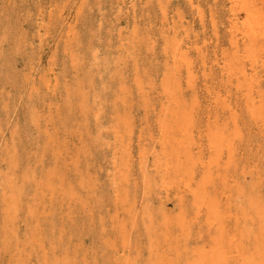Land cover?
I'll return each instance as SVG.
<instances>
[{"label":"rangeland","instance_id":"rangeland-1","mask_svg":"<svg viewBox=\"0 0 264 264\" xmlns=\"http://www.w3.org/2000/svg\"><path fill=\"white\" fill-rule=\"evenodd\" d=\"M70 2H71V4H70ZM123 3L125 5H123ZM56 4H58V6ZM91 4H93V6ZM213 4L215 5V7ZM11 5H12V7H9ZM54 5H56V6H54ZM0 6H1L0 7V13H1L0 14V20H1L0 21L1 22L0 23V113H1L0 114V153H1L0 154V160H1L0 161V209L2 210V211L0 210V219H1L0 222L2 223V226L3 225L6 226V221H7V226L9 227L8 228L6 226V228H7L6 229L3 226V229H2V226L0 224V247H1L0 248V251H1L0 252V260H1L0 264H2V263H4V264H12V263L13 264H40V263L41 264H65V263L66 264H73V263L74 264H82V263H84L83 260H85V262H86L85 264H92V263L93 264L94 263L99 264L100 261L102 264H111V263L112 264H117V263L118 264H140L143 261H146L145 264H158L160 262L159 260L160 259L163 260L164 258L166 260L164 259L163 261H165L166 264H171V262L173 264H180V263L185 264L184 261L187 260L188 257L191 260L193 254H194L193 258L189 264H195V263L196 264L197 263L198 264L199 263H201V264H216L215 263L216 261H218V262L220 261L219 264H242V263L243 264H249V262L251 264H258L259 262H260L259 264H262V263L264 264V245H263L264 240H262V239H264V237H263V235H264V230H263L264 229V220H262V219H264V214H263L264 213V206H263L264 205V176H262L264 174V163H263L264 162V121H263L264 108L262 107V104H261L264 101L263 100L264 99V68H263V66H264V62H263L264 61V44H263L264 43V36H263L264 35V32H263L264 31V16H263V14H264V0H244V1L243 0H76V1L75 0H69V1L68 0H1ZM11 8H12V10H11ZM1 11L3 12V14ZM11 11H12V13H11ZM231 11H234V12H231ZM254 11H255V13H254ZM128 12H129V14H128ZM28 13L29 14L31 13V14L29 15ZM55 14H56V16H54ZM63 14H64V16H63ZM7 16H8V18H7ZM147 16H148V18H147ZM151 16H152V18H151ZM156 16H157V18H156ZM259 18H261V19H259ZM9 19H10V21H9ZM26 19L28 20V22H26L27 21ZM55 19H57V20H55ZM2 20H3V22H2ZM51 20H53V21H51ZM146 20H148V21H146ZM44 22L47 23L48 25L45 24ZM150 24H151V26H150ZM152 24H153V26H152ZM98 25H100L101 27H99ZM156 26H157V28H159L158 30H157ZM169 27L171 30L169 29ZM149 35H150V38H149ZM161 35H162V37H160ZM258 35L259 36L261 35V36L259 37ZM90 37H92V38H90ZM98 37H99V39H98ZM142 38H143V40H142ZM145 39H147V41ZM128 40H129V42H128ZM83 43H84V45H83ZM221 43H222V45H221ZM25 45H27V46H25ZM143 46H144V49L142 51ZM24 47H26V48H24ZM111 47H112V49H111ZM11 48H12V50H11ZM83 48H84V50H83ZM132 48H134V49H132ZM149 49H150V51H148ZM240 49H242V50H240ZM8 50L9 51L11 50V51L9 52ZM153 50H154V52H152ZM146 51H148V53H146ZM244 51L247 53L249 52V53L246 54ZM255 51H257V52H255ZM240 52H242V53H240ZM145 53L147 56L145 55ZM154 53L156 56L154 55ZM259 53H260V55H259ZM142 56H143V58H142ZM243 56H245V57H243ZM145 57L148 59H146ZM152 58H153V60H152ZM11 60H12V63H11ZM119 61H121V62H119ZM126 61L128 63L129 62L130 63L128 64V63H126ZM145 61H147V63ZM261 61L263 64L261 63ZM142 62H143V64H142ZM243 62H245V63H243ZM148 63L151 65H149ZM249 63L253 64L252 65L253 68H252L251 64H249ZM122 64L126 65L125 67L127 69L124 66H122ZM48 65H49V67H48ZM77 65H78V67H77ZM145 65H146V67H145ZM83 67L85 70L83 69ZM142 67H145L147 69L149 68L148 69L149 72L147 71V69L142 68ZM124 68H125V70H124ZM138 68H140V69H138ZM249 68H251V69H249ZM82 69L84 70V72ZM129 69H131V70H129ZM141 69H142V71H141ZM114 70H115V73H114ZM130 71L131 72L133 71V72L131 73ZM136 71H137V74H135ZM139 72L141 74L142 73L146 74L145 77L143 74L142 75L139 74ZM113 73L116 74V76H114ZM58 74L60 77L58 76ZM72 74H73V76H71ZM110 74L112 75V78H110L111 77ZM215 74H217V75H215ZM121 75L123 76V78H120V77H122ZM131 75H133V76H131ZM155 75H156V78H154ZM127 76H129L130 78ZM135 76H137V77H135ZM201 76H202V78H201ZM66 77L67 78L69 77L70 79L68 78L69 79L68 80ZM75 77L77 78V80ZM132 77L135 78L136 80L133 81ZM57 78L59 79V81H56V80H58ZM84 78H86V79H84ZM191 78H193V79H191ZM194 78L195 79L197 78V79L195 80ZM211 78H212V81L210 80ZM232 78L235 80H233ZM261 78H262V80H261ZM146 79H147V81H146ZM72 80H74V81H72ZM162 80H163V82H162ZM203 80H204V82H203ZM79 81H80V83H79ZM94 81H95V83H94ZM131 81H132V83L133 82L134 83L132 84ZM205 81H206V83H205ZM250 81H252V82H250ZM86 82H88V84ZM225 82H226V84H224ZM231 82H233V83H231ZM89 83H90V85H89ZM144 83H145V86H144ZM219 83H220V86H218ZM124 84H125L127 90L124 89L125 88ZM127 84H128V86H127ZM151 84H152V86H151ZM195 85L196 86L198 85V86L196 87ZM216 85H217V87H216ZM228 85L231 87H229ZM43 86H45V87H43ZM74 86H75V88H73ZM233 86H235L236 89L235 88L233 89ZM137 87H139V88H137ZM206 87H208V89ZM41 88H42V90H41ZM107 88L108 89L113 88V89H109V91H108ZM114 88H115V91H114ZM256 88H258V90ZM261 88H262V90H261ZM45 89H48V90H45ZM144 89L146 90V92H144L145 91ZM80 90H82V91H80ZM83 90H85V91H83ZM105 90H107L108 95L106 94ZM116 90H119L120 92L116 91ZM124 90H125V92H124ZM142 90H144V91H142ZM166 90H168V91H166ZM201 90H202V92H201ZM241 90H243V91L241 92ZM256 90H257V93H256ZM113 91L115 93H113ZM207 91H208V96L206 94ZM83 92H85V93H83ZM126 92L128 94H125ZM132 92H134L133 93L134 95L132 94ZM137 92H138V94H137ZM144 93H146V94H144ZM158 93L160 94V97L158 96L159 95ZM193 93L196 95H194ZM39 94H40V96H39ZM49 94H50V96H49ZM88 94H89V96H88ZM110 94H111V96H109ZM129 94H130V96H129ZM142 94L144 95L145 101H144ZM209 94H210V96H209ZM232 94H234V95H232ZM125 95H126V97L128 96L127 97L128 100L125 99ZM46 96L50 97V99L47 98ZM145 96L146 97L149 96L152 99L148 97V100H147ZM192 96H194V97H192ZM243 96L245 99L243 98ZM260 96H261V98H260ZM38 97H40V98H38ZM45 97H46V99H44ZM58 97H60V99ZM82 97L85 100L87 99V101L84 100V102H83ZM196 97L199 99H197ZM226 97H228L229 99H227ZM56 98H57V100H56ZM88 98H89L90 102L88 101ZM113 98H115L116 101L118 100L121 107L116 106L119 104H118V102H117V104H115L116 102H115V99H113ZM129 98L132 99V102H131V99L129 100ZM142 98H143V100H142ZM157 98H159V99H157ZM195 98L197 101L195 100ZM238 98H239L238 102H234V100L237 101ZM69 99H71V100H69ZM121 99H122V101H121ZM162 99L164 102L162 101ZM242 99H244L245 102H243ZM109 100L111 102H109ZM140 100L143 102H141ZM152 100H154V101H152ZM105 101H107V103H108L107 106H105L107 104ZM127 101L130 104H132L133 101H135L133 103L134 106L128 104ZM138 101H140V102L137 103ZM260 101H261V103H259ZM50 102H52V103H50ZM86 102H89L88 105L90 104V107H92V108L85 110L84 109L85 106H86L85 108H87V107L89 108V106L87 105ZM144 102H146V103L150 102V103L149 104L145 103L146 104L145 105ZM152 102H154V104L155 103L156 104L153 105ZM160 102H162V103H160ZM27 103L29 104L28 107H27V105H28ZM71 103H73V105L75 104V106L73 107L71 105ZM111 103H112V106H111ZM126 103L130 106L131 109L129 108V106L126 105ZM142 103H143V105H140ZM45 104H46V106H45ZM241 104H242V106H241ZM244 104L245 105L247 104V105L245 106ZM42 105H43V107H42ZM63 105H65V106L63 107ZM147 105H148V107L146 108ZM263 105H264V102H263ZM132 106H133V108H132ZM216 106H217V109H216ZM99 107H100V109H99ZM107 107H108V110H107ZM237 107L240 109H238ZM81 108H83V110ZM114 108H115V110H114ZM118 108L123 109V111L120 110L121 116L119 115V117H118V113L120 114V112H119ZM153 108H154V110H153ZM158 108H159V110H158ZM249 108H250V110H249ZM29 109L33 113L30 112ZM67 109L70 111H68ZM258 109H259V112H258ZM261 109L263 112L261 111ZM104 110H106V111H104ZM124 110H126V112H124ZM156 110H157V112H156ZM217 110L219 113L217 112ZM27 111H28V113H26ZM50 111H51V113H50ZM83 111L84 112L87 111L86 114L88 115L90 113L91 115L89 114V116H87L86 114H83L84 113ZM64 112H66V113H64ZM103 112H104V114H103ZM112 112L114 114V117H113ZM122 112L128 118L124 117L123 116L124 114L122 115ZM242 112H244V113H242ZM17 113H18L19 117L17 116ZM126 113H127V115H126ZM156 113H158V115ZM43 114H45V116ZM49 115H50V117H49ZM129 115H131V117H132V118L130 117L131 119L129 118ZM133 115H134V117H133ZM146 115H148V116H146ZM223 115H226V116H223ZM29 116H30V119H29ZM248 116H249V118H248ZM252 116H254V117H252ZM48 117H49V119H48ZM111 117H112V119H111ZM258 117L260 119H258ZM16 118H17V120H16ZM88 118H90L91 120ZM37 119H38V121H37ZM119 119L120 120L123 119V120L119 121ZM216 119L218 121V124H217ZM13 120L19 122V124L17 122H14ZM59 120L62 122H58ZM85 120L88 121L87 124L85 123ZM112 120H114V121H112ZM251 120H253L254 122ZM1 121H3V122H1ZM22 121L24 123H22ZM42 121H45V122H42ZM54 121L58 122V124H56V122H54ZM82 121H84L83 124H82ZM133 121H134V124L131 123ZM210 121H212V123ZM52 122H54V123H52ZM147 122H149V123H147ZM222 122H224V124L227 123V127H225L226 124L223 125ZM11 123L12 124L15 123V124L12 125ZM88 123H89V125H88ZM240 123H242V124H240ZM245 123H246V126L248 124L249 125L246 127ZM254 123H256V124H254ZM261 123H262V126H261ZM23 124H24V126H23ZM108 124H110V125H108ZM18 125H19V127H18ZM29 125L32 127V129ZM86 125H87V127H86ZM103 125L105 126V128ZM241 125L243 126L242 128L240 127ZM255 125H257V126H255ZM51 126L54 129L50 128ZM73 126H74V128H73ZM108 126H110V127H108ZM125 126L126 127L128 126L127 127L128 129H125L126 128ZM23 127H24V130H23ZM34 127L37 128V130H35ZM76 127H77L78 131H77ZM122 127H125V128L123 129ZM129 127H131V128H129ZM230 127L231 128L233 127L232 130ZM255 127L256 128L258 127L257 132H256ZM11 128H13V129H11ZM47 128L50 130H48ZM58 128H60V129L57 130ZM69 128H71V129L69 130ZM80 128H82L84 130V133L82 132L83 130ZM87 128L89 131L87 130ZM109 128H111V129H109ZM239 128H240V130H239ZM42 129H45L44 130L45 132ZM130 129L133 132H131ZM138 129H139V131H138ZM148 129L150 131H148ZM249 129L252 132L249 131ZM14 130L17 133L14 132ZM71 130H73V131H71ZM86 130H87L88 134H87ZM153 130H155V131H153ZM111 131H113V132H111ZM152 131H153V133H152ZM229 131H231V132H229ZM236 131L239 132L238 133L239 135L236 133ZM246 131L248 133H246ZM4 132H5V134H3ZM41 132H42V135H41ZM90 132H93V133H90ZM128 132H130V133H128ZM141 132H143V133H141ZM144 132L145 133L147 132V134H144ZM23 133H24V135H23ZM32 133H33V135H32ZM77 133L79 134V136ZM191 133H192V135H191ZM2 134L4 136H2ZM12 134H13V136H12ZM17 134H18V136H17ZM46 134L49 136H45ZM71 134H73V136ZM246 134H248V135L250 134V135L247 136ZM59 135H61V136L59 137ZM84 135H85V137H84ZM178 135L183 136V138L179 137ZM34 136H37V137H34ZM68 136L69 137L71 136V137L69 138ZM75 136L78 138H76ZM80 136H83V137H80ZM89 136L91 138H89ZM253 136H254L255 140H253L254 139ZM21 137L24 139H22ZM27 137H28V139H27ZM46 137L49 139H47ZM63 137L65 139H63ZM95 137H97V138H95ZM103 137H105V138H103ZM114 137L117 139H115ZM221 137L222 138L224 137V138L221 139ZM12 138L14 139V141L12 140ZM79 138H80V140H79ZM107 138H109V139H107ZM127 138H129V140L131 139L132 141L131 140L129 141ZM143 138H146L147 140L143 139ZM185 138L186 139L188 138V140H186ZM230 138H231V140H230ZM247 138H249V140ZM250 138H252V139L250 140ZM15 139H17L16 140L17 142L15 141ZM31 139H32V141H31ZM92 139H93V142L91 141ZM210 139H212V140H210ZM239 139H240V141H239ZM256 139H258L259 141ZM260 139H263V140H260ZM84 140H85V142H84ZM6 141H8V142L6 143ZM34 141L35 142L38 141L37 144ZM62 141L66 142V144L68 143L67 145L70 146L71 150ZM232 141H233L232 147H234V145H235L234 148H231ZM256 141H257V143H256ZM21 142L23 145L21 144ZM59 142L61 144H59ZM196 142L198 143L197 145H196ZM260 142L263 144H261ZM46 143H48V145ZM53 143H55L57 146ZM73 143L75 146H72ZM78 143L80 146L81 145L83 146L84 144H85V146H83V147L81 146V148H80V146L77 145ZM143 143L146 146L149 145L148 149L149 148L150 149L147 150L146 146L142 145ZM173 143L175 145H173ZM194 143H195V146L193 145ZM228 143H230V145H228ZM51 144H53V147ZM132 144H135V145H132ZM191 144H192V146H191ZM8 145H9V147H8ZM128 145H130V146H128ZM169 145L171 147H169ZM172 145L174 148L172 147ZM220 145H221V148H220ZM20 146H21V148H20ZM40 146H41V148L39 149ZM50 146L52 147V149L50 148ZM181 146H183L184 148ZM10 147H12V148H10ZM34 147H36V148L34 150H32ZM61 147H63V148L61 149ZM85 147H86V150L84 149ZM94 147H95V149H94ZM129 147H131V148H129ZM167 147L169 149L171 148L170 151H168V152H166V151L169 149L165 150ZM225 147H226V149H223V150H227L228 152H226V153H225V151L221 150L222 148H225ZM1 148L3 149V151ZM42 148H43V151H42ZM53 148H55L56 150ZM176 148H178V149L180 148L181 150L179 149V152H181L183 154L177 152L178 149H176ZM192 148H193V150H192ZM218 148L220 149L219 151L222 153L216 151V149H218ZM238 148H240V149H238ZM16 149H18V150H16ZM57 149H59V150H57ZM63 149H64V151H63ZM128 149L131 151L130 153H128L129 152ZM201 149H203V150H201ZM252 149H253V151H252ZM11 150L14 153L17 152L16 154H18L19 156L16 154H13V152ZM73 150H75V151L70 153ZM87 150H89L90 153ZM194 150L197 151L196 152L197 154H198V152L202 151L198 155L201 158L196 156L197 154L195 153ZM5 151H7V152H5ZM18 151H22V153H24V154L20 155L19 153H21V152H18ZM29 151H31V152L29 153ZM38 151H40V152L38 153ZM48 151H49V153H47ZM54 151H55V153H54ZM85 151H86V153H85ZM210 151L213 153L215 152V153L212 154ZM259 151H260V153H259ZM62 152L64 153L63 158H61V155H58V154H62ZM76 152L81 153V154L78 155ZM91 152L94 154H92ZM118 152L119 153L121 152L120 155ZM208 152H210V153H208ZM253 152H254V154H253ZM34 153H35V156L33 157ZM40 153L42 154V156ZM127 153H128V155H127ZM140 153H142V156ZM159 153H160V155H159ZM168 153L169 154H171V153L175 154V156L174 155L172 156V154H171L170 155L171 158H170V156H168L169 155ZM187 153H190V154H187ZM237 153H238V155H237ZM11 154H13V155H11ZM55 154L57 156H55ZM129 154H131V155H129ZM178 154L180 155V157H182L181 159H180ZM207 154L209 157H207ZM215 154H216V156H214ZM248 154H250V156ZM14 155L17 156L19 159L16 158ZM36 155H38L37 156L38 158L36 157ZM43 155L44 156L46 155V156L44 157ZM51 155L54 156V158ZM75 155H77L79 157H77ZM85 155L88 156L87 157L88 159L90 157L91 158L94 157V158L92 160L90 158L89 159L90 163H89V161L87 160ZM217 155H220V158H218L219 156L217 157ZM228 155L229 156L231 155V156L229 157ZM246 155H248V156L246 157ZM129 156H130V158H128ZM191 156H193V158L196 157L195 158L196 160L195 159L193 160ZM212 156H214L215 159ZM223 156H224V159L222 160ZM225 156L227 159H225ZM73 157L77 158L75 160L76 164L74 163ZM183 157H186V158H183ZM203 157L205 158V160H203L204 159ZM13 158H14V160H12ZM41 158L43 160H41ZM59 158L62 160H59ZM64 158H65L66 162L63 161ZM122 158H124V159H122ZM239 158H240V160H237ZM245 158H248V159L246 160ZM16 159L18 161H15ZM31 159L37 165L34 164V162L31 161ZM34 159H36V160H34ZM80 159H83V160H80ZM128 159H130V161L132 160V162H130ZM187 159H190V160H187ZM253 159L256 160V163ZM27 160H30V162L29 161L27 162ZM52 160H54V161H52ZM125 160L126 161L128 160L130 162V164L128 161H127V163L132 167H129V165L125 163L126 162ZM206 160L211 163L210 164L208 162L210 164V166L206 162ZM210 160H213V161H210ZM252 160L254 161L253 163H252ZM38 161H39V164H38ZM92 161H94V163ZM95 161H99V162H95ZM184 161L186 162V164L188 162L187 166L188 165H191V166H189V168L185 169L184 167H186V164ZM194 161H197V162H194ZM21 162L23 164H25L26 167H25V165L21 164ZM168 162H170L171 165L168 164ZM189 162H192V163L190 164ZM242 162L243 163L245 162L246 166L248 164V167L251 166L252 164L255 167L254 168L252 166H251L252 168H248L246 166L243 167L244 164ZM248 162H250V163H248ZM17 163H18V165H17ZM41 163H43V164H41ZM122 163H124V164H122ZM131 163H132V165H131ZM48 164L50 167H48L47 171H46V167L48 166ZM180 164L181 165L184 164V167L181 166ZM204 164L205 165L208 164V165L205 166ZM215 164H217L218 166ZM220 164H221V167H220ZM40 165L41 166L43 165L42 167H44L45 169L40 167ZM55 165H56L57 169H56ZM64 165L67 167H65ZM172 165L174 167H175V165H177V169H176V167L174 168ZM70 166H71V168H70ZM139 166H141V167H139ZM152 166L153 167L155 166L154 169ZM165 166H167V167H165ZM240 166H241V169H240ZM9 167H10L11 173L9 171ZM24 167L27 170H25ZM60 167H63L64 170H66V171L64 172L63 168H60ZM79 167H80V169H79ZM157 167H159V168H157ZM199 167H201V168H199ZM41 168H42V170H41ZM52 168L53 169L55 168L56 170L55 169L53 170ZM58 168L60 171L58 170ZM69 168H70V170H69ZM74 168H76L78 170L75 169L76 170L75 171ZM162 168H163V170H162ZM168 168H171L170 169L171 171ZM173 168L176 171L179 169V171H177L175 173L176 175L173 173V172H175V170ZM204 168L205 169L207 168L206 171ZM247 168L249 170H247ZM119 169L120 170L123 169L124 170L123 172H125V174L123 173L124 175H122V172L119 171ZM191 169H193L194 171ZM43 170L46 171L48 174L45 172L46 174L43 175L44 174ZM87 170H89V175L87 174L88 173ZM117 170H118V173H117ZM125 170H127V172ZM243 170H245L246 176L244 175ZM16 171L19 173H17ZM21 171H22V173H21ZM24 171H25V173H24ZM51 171H53V172H51ZM57 171H58V175H56ZM160 171H162V172H160ZM164 171H165V173H164ZM40 172H41V174H40ZM90 172H91V174H90ZM93 172H94V175L96 176L95 178H94ZM139 172L141 173V177H140ZM151 172H153V173L155 172V173L153 174ZM168 172L170 173L171 176H175V177L177 176L179 178V181H178L177 177L176 178L171 177ZM188 172L190 174H187ZM206 172H208L210 174H207ZM49 173L51 176L54 177V175H55L58 178V179L56 177L50 178V180L54 179L55 182L52 181L54 184H52V182H50L48 180L49 177H51V176H49ZM51 173H53L54 175ZM115 173H117V176ZM126 173L127 174L129 173V174L127 175ZM132 173L133 174L135 173V174L132 175ZM178 173L181 177L178 176ZM216 173H218V174H216ZM250 173H252V174H250ZM13 174H15V175L13 176ZM81 174H82V176H80ZM164 174H166V175L163 176ZM181 174H184L183 177L186 176V174H187L186 178L184 177L185 180H184V178H182ZM242 174L244 175V177L242 176ZM59 175H61V177ZM66 175H68V177ZM120 175H122V176H120ZM142 175H143V178H142ZM152 175H153V177H152ZM154 175H156V176L154 177ZM197 175H199V176L203 175V176L199 178V176H197ZM229 175H231V177H229ZM21 176L22 177L24 176L25 178L24 177L22 178ZM38 176L41 178L40 182L38 181L39 179H37ZM70 176H71V178H70ZM85 176L88 179H86ZM114 176H116V177H114ZM118 176L120 177V179ZM124 176H125V179L129 180V181H126V180L124 181L123 180ZM126 176L128 178H126ZM169 176L171 179H169V178L166 179ZM16 177H18V178H16ZM42 177L44 180L47 177H48V179H46L44 181L42 179ZM91 177H93L94 179L93 178L91 179ZM234 177H235V179H234ZM8 178H10V179H8ZM81 178H82V180H80ZM132 178H134L135 180L134 179L132 180ZM147 178L149 181L147 180ZM153 178H154L155 182L153 181ZM163 178H164V180H163ZM181 178L183 181H181ZM215 178H217V179H215ZM21 179H22V181H21ZM34 179L36 182L34 181ZM55 179H57L58 182ZM62 179H63L64 183L62 182ZM64 179H65V181H64ZM158 179H160L159 182L157 181ZM174 179H176L177 181L173 182L172 180H174ZM198 179L200 180V183H202V180L204 182L202 184H199ZM260 179H261V181H260ZM89 180H91V181H89ZM138 180H141V181H138ZM146 180H147L148 184H147ZM230 180L231 181L233 180V181L230 182ZM16 181H18V183ZM42 181H44V182L41 183ZM253 181H254V183H253ZM48 182H50V183H48ZM70 182H72V183H70ZM90 182H93V185H91L92 183H90ZM196 182H197V187L199 186L198 189H196L197 188ZM16 183H17V185H16ZM19 183L21 184V186H19L20 185ZM44 183H46V184H44ZM88 183H89L90 187H89ZM157 183H158V185H157ZM164 183H165V186H164ZM179 183H181V184H179ZM182 183H184V184H182ZM207 183H209V184H207ZM232 183H234V184H232ZM63 184H65V186ZM72 184H73V187H71ZM121 184L124 187H122ZM190 184H192V185H190ZM203 184H206V185H203ZM227 184H228V186H227ZM59 185H61V186L59 187ZM66 185L67 186L71 185L70 186L71 188L68 186L70 188L71 192L74 191L75 189H77L76 190L77 192L74 191L72 193L71 192L69 193V190H68L69 188L68 189L63 188V187H67ZM135 185H137V186H135ZM13 186H15V187H13ZM25 186H26V188H25ZM52 186L54 188H52ZM150 186H151V189H150ZM152 186H154V188ZM259 186H261V187H259ZM12 187H13V189H12ZM185 187H187V189ZM191 187H192V189H191ZM203 187H204V189H203ZM226 187H228V188H226ZM18 188H19V191L17 192ZM124 188L129 189V190H127L128 191L127 194L129 195V197L127 196V194L124 193V192H126L125 191L126 189L124 190ZM161 188H163V189H161ZM175 188H176V190H175ZM199 188H200V190H199ZM241 188H242V190H241ZM86 189L88 191H86ZM13 190L16 192L13 193ZM63 190H65V191H63ZM122 190H124V191H122ZM193 190H196V191L198 190L197 191L198 194H196L197 192L196 193L190 192ZM7 191H9V193ZM56 191H57V193H56ZM149 191H151V192H149ZM51 192H52V194H51ZM121 192H123V193H121ZM131 192H132V196H130ZM120 193L122 194V196L126 195L127 200L125 197H122L123 199L125 198L124 201H121V200H123L122 198L120 200H118L119 196H121ZM173 193L175 195L174 197H173ZM176 193H177V195H176ZM68 194L71 196H67ZM167 194L169 195V197ZM228 194H231V195H228ZM254 194H255V197H253ZM98 195H100V196L98 197ZM133 195H135V196H133ZM55 196H56V198H55ZM147 196H148V198H146ZM154 196H155V198H154ZM160 196L162 197V199ZM178 196H179V198H178L179 200L177 199ZM192 196H193V198H191ZM42 197H44V198H42ZM49 197H51V199ZM164 197H167V198H164ZM194 197H195V199H194ZM69 198L71 200H69L67 202V200ZM100 198H101V201H100ZM198 198L199 199L201 198V201ZM247 198H248V200H247ZM35 199H36V201H35ZM65 199H66V201H65ZM98 199H99V201H97ZM160 199H161L162 203L160 202ZM175 199H176V201H175ZM180 199H182V200H180ZM192 199L196 203H193ZM196 199H197V201H195ZM259 199L261 200V204H260ZM42 200L44 201V203L42 202ZM134 200L137 202H135ZM163 200H164V202H163ZM198 200L200 201V203ZM249 200H252V201H250L251 203L249 202ZM17 201H18V203H17ZM38 201H39V203H38ZM127 201H128V203L131 202L132 205L130 203L128 206ZM155 201H158V202H155ZM178 201H180V202H178ZM202 201H204L203 202L204 204L201 203ZM217 201L219 204L217 203ZM49 202H51V203H49ZM96 202H98V203H96ZM197 202L199 203V206H200V204H202L201 207H198ZM207 202L209 203V205ZM234 202H236V203H234ZM247 202H248V204H247ZM65 203H67V204L65 205ZM215 203L218 204L219 206L216 205ZM35 204H38V205L34 206ZM44 204H45V206H44ZM177 204H178V206H177ZM182 204L187 205V207H185V206L182 207L183 206ZM251 204H253L254 206H252ZM49 205H50V208H49ZM55 205H56V207H55ZM90 205H91V207H89ZM154 205H156V206H154ZM131 206L133 208H131ZM174 206H175V208H174ZM239 206H240V208H239ZM242 206L244 209L246 206L247 207L244 210V209H242ZM255 206H257V207H255ZM258 206H261V207H258ZM60 207H61V209H60ZM68 207H70L69 210H67ZM78 207H80V209ZM53 208H55V209L53 210ZM197 208H199V209H197ZM209 208L210 209L212 208L213 210L211 209V211H210ZM39 209H41V212ZM126 209H129V210H126ZM133 209H136V210L133 211ZM166 209H167V212L165 211ZM168 209H170V210H168ZM214 209L215 210L218 209V210L214 211ZM65 210L67 211L68 214H64V213H66V212H64ZM70 210H72V211H70ZM44 211H46V212H44ZM47 211H49V213ZM91 211L93 212V214H95L94 216H96V217L93 218V216H92L93 214ZM110 211L113 212V214ZM129 211H131L132 213ZM153 211H156V212L153 213ZM194 211L197 212L196 217L194 215L195 214ZM199 211H201V213H199ZM241 211H242V213H245V215L244 214L242 215ZM4 212H5V214H4ZM39 212H40V214H39ZM118 212H119V214H118ZM175 212H176L177 216L179 215L178 217L176 216ZM209 212H210V215H209ZM234 212L236 215L234 214ZM61 213L63 216L61 215ZM146 213H148V214H146ZM162 213H164V214H162ZM20 214H22V215H20ZM50 214H52V216ZM206 214H208V215H206ZM211 214H212V217H211ZM261 214H262V217H261ZM119 215L122 216V218ZM141 215H142V217H141ZM219 215H220V217H218ZM250 215H251V217H250ZM9 216L11 217V219ZM46 216H47V218H46ZM97 216H98V218H97ZM108 216H110V218ZM131 216H132V218H131ZM151 216L153 217V220L157 219L158 221L157 220H155V221L151 220L152 219ZM207 216H210V217L207 218ZM112 217H113V219H112ZM171 217H172V219H170ZM217 217H218V219H217ZM236 217H238V218H236ZM259 217H261V218H259ZM23 218H26V219H23ZM116 218H118V219L116 220ZM145 218H146V220H145ZM149 218H151V219L149 220ZM166 218L170 219V221L166 220V222H163ZM180 218H182L184 220V222L182 219H181L182 221H180ZM191 218H193V219H191ZM196 218H198V219H196ZM234 218H236V219H234ZM244 218H246L247 221H244L243 220ZM247 218H249V220ZM27 219H28V221H27ZM32 219L33 220L35 219V222ZM135 219H136V221H135ZM160 219L163 221H161ZM206 220L208 223L206 222ZM224 220H225V222H224ZM251 220H255V221H251ZM256 220H257V222H256ZM11 221H12V225L10 223ZM23 221H24V223H23ZM119 221H121L123 223H121ZM198 221L201 225V226H198V227H200L199 229L197 227V225H199ZM217 221L219 222V224ZM61 222H63V224ZM98 222H99V225H98ZM141 222H142L143 226H142ZM167 222H168L169 228H168V226H166ZM220 222H222L224 225ZM17 223H18L19 227H18ZM89 223L91 225H88ZM105 223H107V224H105ZM116 223L118 225H116ZM241 223L243 224V226ZM32 224H33V226H32ZM37 224L39 225V227L40 226L41 227L39 228ZM109 224H110V226L111 225L112 226L110 227ZM151 224H153V225L151 226ZM159 224H162V225L160 226ZM207 224H209V225H207ZM213 224H215V225H213ZM60 225L61 226L63 225L64 230L62 229V227ZM96 225H97V227H96ZM107 225H108V227H107ZM156 225H158V228L156 227ZM220 225H222V226H220ZM28 226H30V227H28ZM145 226H147V227H145ZM207 226H208V228H207ZM258 226H259V229H258ZM32 227H33V229H32ZM53 227H55L56 229ZM128 227H129V229H128ZM149 227L150 228L152 227V229H154V227H155V229H157V230L154 229V231H153ZM38 228H39V230H38ZM52 228H53V230H52ZM143 228H144V230H143ZM5 229H6V231H5ZM30 229H32V230L30 231ZM43 229L45 232L43 231ZM114 229H115V231H118V232H115ZM123 229L126 231H124ZM127 229H128V231H127ZM163 229L165 232L166 231L167 232L164 233ZM240 230H242V231H240ZM244 230L249 231L248 232L249 234H246ZM21 231H23V232H21ZM39 231H42V232L39 233ZM60 231L63 232V234ZM88 231H90V232H88ZM119 231H121V232H119ZM219 231H221V232H219ZM255 231H257V232H255ZM16 232H18V233H16ZM33 232H35V233H33ZM126 232H129L128 233L129 235L126 234ZM141 232H143V233H141ZM155 232H157V233H155ZM187 232H189L190 234L188 235ZM199 232H202V234ZM212 232H214L213 233L214 235L212 234ZM66 233H67V235H66ZM104 233H106V234H104ZM151 233H153V234H151ZM154 233L156 234L155 238L153 236ZM160 233L164 237L159 236V235H161ZM198 233H199V236H198ZM253 233L254 234L256 233L255 237H253V235H254ZM260 233H261V235H259ZM124 234H126V236ZM135 234H136V236H135ZM145 234H146V236H144ZM167 234H169V235H167ZM179 234H180V236H179ZM207 234H209V235H207ZM210 234L213 236V238L210 236ZM220 234H221V236H220ZM65 235L68 236V238ZM73 235H75V236L73 237ZM40 236H42V237H40ZM122 236L125 237V239ZM128 236L131 239H129ZM150 236H152V237H150ZM256 236H259L258 237L259 240H257ZM96 237H98L97 238L98 240L96 239ZM102 237H103V239H102ZM107 237H108V239H107ZM112 237H113V239H111L112 241L109 242L110 238H112ZM159 237L162 240L159 239ZM218 237H219V239H218ZM59 238L61 239V242H60ZM79 238H81L82 243L80 242ZM143 238L145 240H143ZM148 238H150V239H148ZM82 239H83V241H82ZM105 239H107V240H105ZM120 239H122V241L124 239L123 243H122V241H120ZM151 239L153 241L152 243H151ZM157 239H159L161 242H159V240H157ZM260 239L262 240V244H261ZM116 240H117L118 244H117ZM141 240H143V241H141ZM147 240L149 241V243ZM163 240L165 242H162ZM183 240H184V242H183ZM71 241L75 242V244L78 241L79 242L76 244L77 245L76 246ZM103 241H104V243H103ZM106 241L111 243L110 245L112 247ZM194 241H195V243H196V241H198L201 244L204 242L205 243L204 245H206L205 248L202 247L203 246V244H202L201 245L202 248L200 249V243L197 242L198 243L197 245H199V249H200L199 250L197 248V245L194 243ZM212 241H217L214 243L218 244V242H219L220 244H218L217 246L214 247V245H213L214 243ZM119 242H121L122 244ZM126 242H127V245H126ZM129 242H130V248L131 249H129ZM154 242H159V243L154 244ZM240 242H243L242 245ZM257 243H259V244H257ZM260 244H261L262 248H261ZM65 245H68V246H65ZM73 245H74V251L72 249ZM99 245L101 247H99ZM121 245H123L122 248H121ZM155 245H156V247H155ZM183 245H185V246H183ZM88 246L91 248H89ZM102 246H104L103 247L104 252H102L103 251V249H101ZM151 246H152V249H151ZM162 246H164V248H162ZM168 246H169V248H168ZM188 246H189V248H188ZM193 246L195 248L192 250L196 251L197 253L194 251H190V249L193 248ZM253 246L256 249L259 248L260 250L259 249H258L259 251L256 250ZM95 247H97V248H95ZM116 247H118V249ZM137 247H138V249H137ZM46 248H48V249L46 250ZM86 248L89 252L86 250ZM148 248L150 251L148 250ZM160 248L162 250V255H164V256L159 255L161 253ZM196 248H197V250H195ZM211 248H212L213 253L211 251H209ZM218 248H221V249L218 250ZM22 249L24 251H22ZM76 249L78 250V252ZM164 249H166L165 250L166 253L164 252ZM185 249H187V250H185ZM132 250H133V252H132ZM71 251L76 252V253H73ZM136 251L139 253L137 254ZM158 251H159V254H158ZM200 251L201 252L203 251V253H201L200 256H198ZM260 251H262V252H260ZM19 252H21V253H19ZM25 252H27V253H25ZM145 252H146V254L150 252V255L149 254L146 255ZM175 252L178 253V254L176 253L178 256L175 254ZM182 252H185V253H182ZM187 252L189 254H186ZM246 252H248V253L250 252V253L248 254ZM257 252H259V254ZM85 253H87V254H85ZM152 253H154V254H152ZM218 253L219 254L221 253V255H218ZM251 253L254 255H252ZM73 254H75L74 255L75 257L72 256ZM132 254L134 255L133 258H132ZM136 254H137V256H136ZM170 254L171 255L173 254L176 257H174L173 255L170 256ZM195 254H197V256ZM202 254L205 256L203 257ZM214 254L216 256L215 257L216 259L213 258ZM61 255H62V257H61ZM83 255L85 257H83ZM95 255H97V256L99 255V256L97 257ZM138 255H139V257H138ZM151 255H154V256H151ZM155 255L157 257L158 256H160V257L156 258ZM248 255L253 257V258L249 257ZM29 256H30V258H29ZM90 256H91V258H90ZM130 256H131L133 262L131 261ZM161 256L163 257V259L161 258ZM219 256H221V257H219ZM68 257H71V259L70 258L68 259ZM81 257L83 258V260ZM123 257H124V259H123ZM166 257H169V258H166ZM172 257H173V259H172ZM199 257H201V258H199ZM247 257H249V258L247 259ZM259 257H261V259ZM33 258H36V259H33ZM119 258H121V260ZM134 258H137V259H135L136 263L133 260ZM174 258H175V262H173ZM220 258H221V260H220ZM245 258H246V260H245ZM87 259H88V263L86 261ZM90 259H92L91 262H90ZM193 259H194V261H193ZM200 259H201V261H202V259H204V261L200 262ZM214 259H215V261H214ZM63 260L65 261L64 263H63ZM66 260H68V261H66ZM167 260H168V263L166 262ZM170 260H172V261L170 262ZM117 261H119L120 263ZM187 261H189V259ZM192 261H193V263H192ZM76 262H78V263H76ZM161 263H159V264H161ZM165 263L163 262V264H165ZM142 264H144V262Z\"/></svg>","mask_w":264,"mask_h":264},{"label":"bare ground","instance_id":"bare-ground-1","mask_svg":"<svg viewBox=\"0 0 264 264\" xmlns=\"http://www.w3.org/2000/svg\"><path fill=\"white\" fill-rule=\"evenodd\" d=\"M68 1H69V0H68ZM75 1H76V0H75ZM243 1H244V0H243ZM0 2H1V0H0ZM91 2H92V1H91ZM188 2H189V1H188ZM202 2H203V1H202ZM222 2H223V1H222ZM38 3H39V2H38ZM231 3H232V2H231ZM258 3H259V2H258ZM70 4H71V2H70ZM208 4H209V3H208ZM260 4H261V3H260ZM8 5H9V4H8ZM15 5H16V4H15ZM20 5H21V4H20ZM37 5H38V4H37ZM56 5L58 6V4H56ZM56 5H54V6H56ZM66 5H67V4H66ZM74 5H75V4H74ZM91 5L93 6V4H91ZM123 5H125V4L123 3ZM213 5H214V4H213ZM69 6H70V5H69ZM127 6H128V5H127ZM147 6H148V5H147ZM205 6H206V5H205ZM235 6H236V5H235ZM0 7H1V6H0ZM7 7H8V6H7ZM9 7H12V5L9 6ZM35 7H36V6H35ZM108 7H109V6H108ZM151 7H152V6H151ZM214 7H215V5H214ZM13 8H14V7H13ZM21 8H22V7H21ZM51 8H52V7H51ZM64 8H65V7H64ZM5 9H6V8H5ZM56 9H57V8H56ZM67 9H68V8H67ZM150 9H151V8H150ZM254 9H255V8H254ZM1 10H2V9H1ZM7 10H8V9H7ZM11 10H12V8H11ZM13 10H14V9H13ZM54 10H55V9H54ZM184 10H185V9H184ZM207 10H208V9H207ZM9 11H10V10H9ZM130 11H131V10H130ZM259 11H260V10H259ZM1 12H2V11H1ZM4 12H5V11H4ZM55 12H56V11H55ZM55 12H54V13H55ZM231 12H234V11H231ZM5 13H6V12H5ZM11 13H12V11H11ZM15 13H16V12H15ZM56 13H57V12H56ZM143 13H144V12H143ZM146 13H147V12H146ZM215 13H216V12H215ZM249 13H250V12H249ZM254 13H255V11H254ZM0 14H1V13H0ZM2 14H3V12H2ZM13 14H14V13H13ZM13 14H12V15H13ZM28 14H29V13H28ZM30 14H31V13H30ZM30 14H29V15H30ZM60 14H61V13H60ZM81 14H82V13H81ZM128 14H129V12H128ZM128 14H127V15H128ZM150 14H151V13H150ZM150 14H149V15H150ZM16 15H17V14H16ZM43 15H44V14H43ZM83 15H84V14H83ZM145 15H146V14H145ZM157 15H158V14H157ZM33 16H34V15H33ZM54 16H56V14H55ZM63 16H64V14H63ZM123 16H124V15H123ZM247 16H248V15H247ZM251 16H252V15H251ZM263 16H264V14H263ZM5 17H6V16H5ZM20 17H21V16H20ZM23 17H24V16H23ZM27 17H28V16H27ZM43 17H44V16H43ZM48 17H49V16H48ZM51 17H52V16H51ZM51 17H50V18H51ZM59 17H60V16H59ZM115 17H116V16H115ZM126 17H127V16H126ZM154 17H155V16H154ZM7 18H8V16H7ZM52 18H53V17H52ZM52 18H51V19H52ZM55 18H56V17H55ZM78 18H79V17H78ZM81 18H82V17H81ZM81 18H80V19H81ZM147 18H148V16H147ZM151 18H152V16H151ZM156 18H157V16H156ZM158 18H159V17H158ZM222 18H223V17H222ZM261 18H262V17H261ZM261 18H259V19H261ZM3 19H4V18H3ZM12 19H13V18H12ZM43 19H44V18H43ZM57 19H58V18H57ZM57 19H55V20H57ZM84 19H85V18H84ZM142 19H143V18H142ZM229 19H230V18H229ZM257 19H258V18H257ZM7 20H8V19H7ZM26 20H27V19H26ZM127 20H128V19H127ZM149 20H150V19H149ZM0 21H1V20H0ZM9 21H10V19H9ZM14 21H15V20H14ZM16 21H17V20H16ZM51 21H53V20H51ZM79 21H80V20H79ZM82 21H83V20H82ZM146 21H148V20H146ZM157 21H158V20H157ZM184 21H185V20H184ZM2 22H3V20H2ZM6 22H7V21H6ZM26 22H28V20H27ZM0 23H1V22H0ZM24 23H25V22H24ZM42 23H43V22H42ZM44 23H45V22H44ZM54 23H55V22H54ZM57 23H58V22H57ZM63 23H64V22H63ZM79 23H80V22H79ZM128 23H129V22H128ZM150 23H151V22H150ZM158 23H159V22H158ZM45 24H47V23H45ZM47 25H48V24H47ZM53 25H54V24H53ZM259 25H260V24H259ZM98 26L101 27L100 25H98ZM150 26H151V24H150ZM152 26H153V24H152ZM35 27H36V26H35ZM53 27H54V26H53ZM74 27H75V26H74ZM120 27H121V26H120ZM154 27H155V26H154ZM154 27H153V28H154ZM225 27H226V26H225ZM225 27H224V28H225ZM261 27H262V26H261ZM10 28H11V27H10ZM156 28H157V26H156ZM160 28H161V27H160ZM229 28H230V27H229ZM158 29H159V28H157V30H158ZM169 29H170V27H169ZM181 29H182V28H181ZM232 29H233V28H232ZM5 30H6V29H5ZM55 30H56V29H55ZM78 30H79V29H78ZM143 30H144V29H143ZM143 30H142V31H143ZM152 30H153V29H152ZM170 30H171V29H170ZM237 30H238V29H237ZM250 30H251V29H250ZM262 30H263V29H262ZM85 31H86V30H85ZM160 31H161V30H160ZM181 31H182V30H181ZM239 31H240V30H239ZM13 32H14V31H13ZM109 32H110V31H109ZM145 32H146V31H145ZM263 32H264V31H263ZM123 33H124V32H123ZM243 33H244V32H243ZM256 33H257V32H256ZM145 34H146V33H145ZM244 34H245V33H244ZM61 35H62V34H61ZM80 35H81V34H80ZM112 35H113V34H112ZM189 35H190V34H189ZM245 35H246V34H245ZM11 36H12V35H11ZM190 36H191V35H190ZM221 36H222V35H221ZM258 36H259V35H258ZM258 36H257V37H258ZM260 36H261V35H260ZM260 36H259V37H260ZM263 36H264V35H263ZM28 37H29V36H28ZM46 37H47V36H46ZM51 37H52V36H51ZM146 37H147V36H146ZM154 37H155V36H154ZM160 37H162V35H161ZM165 37H166V36H165ZM181 37H182V36H181ZM225 37H226V36H225ZM48 38H49V37H48ZM90 38H92V37H90ZM96 38H97V37H96ZM149 38H150V35H149ZM187 38H188V37H187ZM187 38H186V39H187ZM219 38H220V37H219ZM43 39H44V38H43ZM82 39H83V38H82ZM98 39H99V37H98ZM136 40H137V39H136ZM142 40H143V38H142ZM142 40H141V41H142ZM145 40L147 41V39H145ZM161 40H162V39H161ZM260 40H261V39H260ZM10 41H11V40H10ZM146 41H145V42H146ZM149 41H150V40H149ZM162 41H163V40H162ZM238 41H239V40H238ZM82 42H83V41H82ZM112 42H113V41H112ZM128 42H129V40H128ZM173 42H174V41H173ZM181 42H182V41H181ZM183 42H184V41H183ZM222 42H223V41H222ZM26 43H27V42H26ZM26 43H25V44H26ZM58 43H59V42H58ZM184 43H185V42H184ZM223 43H224V42H223ZM23 44H24V43H23ZM23 44H22V45H23ZM45 44H46V43H45ZM145 44H146V43H145ZM157 44H158V43H157ZM182 44H183V43H182ZM218 44H219V43H218ZM238 44H239V43H238ZM263 44H264V43H263ZM22 45H21V46H22ZM62 45H63V44H62ZM83 45H84V43H83ZM183 45H184V44H183ZM219 45H220V44H219ZM221 45H222V43H221ZM244 45H245V44H244ZM261 45H262V44H261ZM25 46H27V45H25ZM31 46H32V45H31ZM145 46H146V45H145ZM181 46H182V45H181ZM188 46H189V45H188ZM43 47H44V46H43ZM118 47H119V46H118ZM242 47H243V46H242ZM245 47H246V46H245ZM24 48H26V47H24ZM73 48H74V47H73ZM85 48H86V47H85ZM101 48H102V47H101ZM113 48H114V47H113ZM145 48H146V47H145ZM149 48H150V47H149ZM255 48H256V47H255ZM261 48H262V47H261ZM16 49H17V48H16ZM18 49H19V48H18ZM31 49H32V48H31ZM111 49H112V47H111ZM132 49H134V48H132ZM143 49H144V46H143V48H142V51H143ZM190 49H191V48H190ZM218 49H219V48H218ZM238 49H239V48H238ZM243 49H244V48H243ZM11 50H12V48H11ZM11 50H10V51H11ZM20 50H21V49H20ZM35 50H36V49H35ZM80 50H81V49H80ZM83 50H84V48H83ZM145 50H146V49H145ZM216 50H217V49H216ZM240 50H242V49H240ZM262 50H263V49H262ZM8 51H9V50H8ZM10 51H9V52H10ZM25 51H26V50H25ZM113 51H114V50H113ZM148 51H150V49H149ZM148 51H146V53H148ZM246 51H247V50H246ZM152 52H154V50H153ZM244 52H245V51H244ZM255 52H257V51H255ZM15 53H16V52H15ZM99 53H100V52H99ZM146 53H145V55H146ZM150 53H151V52H150ZM156 53H157V52H156ZM169 53H170V52H169ZM181 53H182V52H181ZM240 53H242V52H240ZM245 53L248 54L249 52H248V53L245 52ZM250 53H251V52H250ZM252 53H253V52H252ZM131 54H132V53H131ZM102 55H103V54H102ZM154 55H155V53H154ZM257 55H258V54H257ZM259 55H260V53H259ZM103 56H104V55H103ZM103 56H102V57H103ZM127 56H128V55H127ZM139 56H140V55H139ZM146 56H147V55H146ZM155 56H156V55H155ZM189 56H190V55H189ZM240 56H241V55H240ZM104 57H105V56H104ZM104 57H103V58H104ZM243 57H245V56H243ZM56 58H57V57H56ZM94 58H95V57H94ZM105 58H106V57H105ZM122 58H123V57H122ZM142 58H143V56H142ZM145 58H146V57H145ZM179 58H180V57H179ZM99 59H100V58H99ZM129 59H130V58H129ZM146 59H148V58H146ZM243 59H244V58H243ZM257 59H258V58H257ZM37 60H38V59H37ZM56 60H57V59H56ZM152 60H153V58H152ZM259 60H260V59H259ZM261 60H262V59H261ZM39 61H40V60H39ZM82 61H83V60H82ZM122 61H123V60H122ZM124 61H125V60H124ZM140 61H141V60H140ZM174 61H175V60H174ZM243 61H244V60H243ZM262 61H263V60H262ZM262 61H261V63H262ZM55 62H56V61H55ZM119 62H121V61H119ZM145 62L147 63V61H145ZM251 62H252V61H251ZM263 62H264V61H263ZM11 63H12V60H11ZM57 63H58V62H57ZM126 63H128V62L126 61ZM126 63H125V64H126ZM129 63H130V62H129ZM129 63H128V64H129ZM133 63H134V62H133ZM140 63H141V62H140ZM150 63H151V62H150ZM153 63H154V62H153ZM157 63H158V62H157ZM191 63H192V62H191ZM243 63H245V62H243ZM243 63H242V64H243ZM54 64H55V63H54ZM84 64H85V63H84ZM84 64H83V65H84ZM142 64H143V62H142ZM144 64H145V63H144ZM148 64H149V63H148ZM164 64H165V63H164ZM249 64H251V63H249ZM262 64H263V63H262ZM126 65H127V64H126ZM126 65H123V64H122V66H124V67H125ZM149 65H151V64H149ZM194 65H195V64H194ZM252 65H253V64H251V66H252ZM260 65H261V64H260ZM132 66H133V65H132ZM132 66H131V67H132ZM136 66H137V65H136ZM142 66H143V65H142ZM147 66H148V65H147ZM166 66H167V65H166ZM166 66H165V67H166ZM244 66H245V65H244ZM247 66H248V65H247ZM251 66H250V67H251ZM48 67H49V65H48ZM50 67H51V66H50ZM77 67H78V65H77ZM120 67H121V66H120ZM145 67H146V65H145ZM145 67H142V68H145ZM195 67H196V66H195ZM109 68H110V67H109ZM112 68H113V67H112ZM125 68H126V67H125ZM125 68H124V70H125ZM140 68H141V67H140ZM140 68H138V69H140ZM233 68H234V67H233ZM252 68H253V66H252ZM263 68H264V66H263ZM83 69H84V67H83ZM83 69H82V70H83ZM126 69H127V68H126ZM131 69H132V68H131ZM131 69H129V70H131ZM145 69H147V68H145ZM145 69H144V70H145ZM148 69H149V68H148ZM148 69H147V71H148ZM244 69H245V68H244ZM249 69H251V68H249ZM38 70H39V69H38ZM48 70H49V69H48ZM72 70H73V69H72ZM84 70H85V69H84ZM84 70H83V72H84ZM124 70H123V71H124ZM150 70H151V69H150ZM177 70H178V69H177ZM217 70H218V69H217ZM74 71H75V70H74ZM77 71H78V70H77ZM111 71H112V70H111ZM116 71H117V70H116ZM141 71H142V69H141ZM174 71H175V70H174ZM182 71H183V70H182ZM49 72H50V71H49ZM66 72H67V71H66ZM69 72H70V71H69ZM85 72H86V71H85ZM112 72H113V71H112ZM130 72H131V71H130ZM132 72H133V71H132ZM132 72H131V73H132ZM144 72H145V71H144ZM148 72H149V71H148ZM254 72H255V71H254ZM261 72H262V71H261ZM36 73H37V72H36ZM67 73H68V72H67ZM77 73H78V72H77ZM114 73H115V70H114ZM114 73H113V75L116 76V74H114ZM150 73H151V72H150ZM221 73H222V72H221ZM221 73H220V74H221ZM251 73H252V72H251ZM69 74H70V73H69ZM73 74H74V73H73ZM73 74H72L71 76H73ZM135 74H137V71L135 72ZM139 74H141V73L139 72ZM139 74H138V75H139ZM142 74H143L144 77H145L146 74H144V73H142ZM142 74H141V75H142ZM200 74H201V73H200ZM218 74H219V73H218ZM242 74H243V73H242ZM249 74H250V73H249ZM65 75H66V74H65ZM67 75H68V74H67ZM79 75H80V74H79ZM119 75H120V74H119ZM119 75H118V76H119ZM215 75H217V74H215ZM240 75H241V74H240ZM35 76H36V75H35ZM58 76H59V74H58ZM69 76H70V75H69ZM71 76H70V77H71ZM76 76H77V75H76ZM110 76H111L110 78H112V75H111V74H110ZM121 76H122V75H121ZM131 76H133V75H131ZM148 76H149V75H148ZM197 76H198V75H197ZM222 76H223V75H222ZM51 77H52V76H51ZM59 77H60V76H59ZM81 77H82V76H81ZM127 77H129V76H127ZM135 77H137V76H135ZM144 77H143V78H144ZM178 77H179V76H178ZM195 77H196V76H195ZM227 77H228V76H227ZM254 77H255V76H254ZM254 77H253V78H254ZM49 78H50V77H49ZM61 78H62V77H61ZM66 78H67V77H66ZM68 78H69V77H68ZM68 78H67V79H68ZM73 78H74V77H73ZM75 78H76V77H75ZM120 78H123V76L120 77ZM129 78H130V77H129ZM132 78H133V77H132ZM138 78H139V77H138ZM141 78H142V77H141ZM154 78H156V75H155ZM179 78H180V77H179ZM201 78H202V76H201ZM57 79H58V78H57ZM69 79H70V78H69ZM69 79H68V80H69ZM84 79H86V78H84ZM183 79H184V78H183ZM191 79H193V78H191ZM194 79H195V78H194ZM196 79H197V78H196ZM196 79H195V80H196ZM217 79H218V78H217ZM232 79H233V78H232ZM76 80H77V78H76ZM110 80H111V79H110ZM112 80H113V79H112ZM119 80H120V79H119ZM134 80H136V79L133 78V81H134ZM180 80H181V79H180ZM210 80L212 81V78H211ZM233 80H235V79H233ZM256 80H257V79H256ZM261 80H262V78H261ZM56 81H59V79L56 80ZM70 81H71V80H70ZM70 81H69V82H70ZM72 81H74V80H72ZM80 81H81V80H80ZM80 81H79V83H80ZM144 81H145V80H144ZM146 81H147V79H146ZM181 81H182V80H181ZM184 81H185V80H184ZM187 81H188V80H187ZM67 82H68V81H67ZM81 82H82V81H81ZM113 82H114V81H113ZM117 82H118V81H117ZM135 82H136V81H135ZM162 82H163V80H162ZM191 82H192V81H191ZM194 82H195V81H194ZM203 82H204V80H203ZM215 82H216V81H215ZM234 82H235V81H234ZM250 82H252V81H250ZM257 82H258V81H257ZM74 83H75V82H74ZM74 83H73V84H74ZM86 83L88 84V82H86ZM91 83H92V82H91ZM94 83H95V81H94ZM131 83H132V81H131ZM133 83H134V82H133ZM133 83H132V84H133ZM205 83H206V81H205ZM231 83H233V82H231ZM241 83H242V82H241ZM254 83H255V82H254ZM258 83H259V82H258ZM38 84H39V83H38ZM73 84H72V85H73ZM136 84H137V83H136ZM164 84H165V83H164ZM200 84H201V83H200ZM203 84H204V83H203ZM208 84H209V83H208ZM221 84H222V83H221ZM224 84H226V82H225ZM224 84H223V85H224ZM227 84H228V83H227ZM75 85H76V84H75ZM89 85H90V83H89ZM111 85H112V84H111ZM140 85H141V84H140ZM155 85H156V84H155ZM188 85H189V84H188ZM205 85H206V84H205ZM211 85H212V84H211ZM230 85H231V84H230ZM235 85H236V84H235ZM124 86H125V84H124ZM127 86H128V84H127ZM144 86H145V83H144ZM151 86H152V84H151ZM195 86H196V85H195ZM197 86H198V85H197ZM197 86H196V87H197ZM200 86H201V85H200ZM202 86H203V85H202ZM218 86H220V83H219ZM221 86H222V85H221ZM228 86H229V85H228ZM242 86H243V85H242ZM43 87H45V86H43ZM66 87H67V86H66ZM111 87H112V86H111ZM130 87H131V86H130ZM130 87H129V88H130ZM132 87H133V86H132ZM203 87H204V86H203ZM208 87H209V86H208ZM208 87H206V88L208 89ZM216 87H217V85H216ZM225 87H226V86H225ZM229 87H231V86H229ZM229 87H228V88H229ZM252 87H253V86H252ZM70 88H71V87H70ZM73 88H75V86H74ZM83 88H84V87H83ZM89 88H90V87H89ZM89 88H88V89H89ZM91 88H92V87H91ZM116 88H117V87H116ZM137 88H139V87H137ZM156 88H157V87H156ZM156 88H155V89H156ZM164 88H165V87H164ZM199 88H200V87H199ZM214 88H215V87H214ZM234 88L236 89L235 86H233V89H234ZM240 88H241V87H240ZM253 88H254V87H253ZM262 88H263V87H262ZM262 88H261V90H262ZM77 89H78V88H77ZM88 89H87V90H88ZM92 89H93V88H92ZM107 89H108V88H107ZM109 89H113V88H109ZM109 89H108V91H109ZM118 89H119V88H118ZM120 89H121V88H120ZM124 89L127 90V89H126V86H125ZM133 89H134V88H133ZM204 89H205V88H204ZM233 89H232V90H233ZM254 89H255V88H254ZM256 89L258 90V88H256ZM259 89H260V88H259ZM41 90H42V88H41ZM45 90H48V89H45ZM72 90H73V89H72ZM78 90H79V89H78ZM125 90H124V92H125ZM134 90H135V89H134ZM134 90H133V91H134ZM144 90H145V89H144ZM144 90H142V91H144ZM238 90H239V89H238ZM257 90H256V93H257ZM73 91H74V90H73ZM75 91H76V90H75ZM80 91H82V90H80ZM83 91H85V90H83ZM105 91H106V94H107V90H105ZM110 91H111V90H110ZM114 91H115V88H114ZM114 91H113V93H115ZM116 91H119V90H116ZM163 91H164V90H163ZM166 91H168V90H166ZM214 91H215V90H214ZM214 91H213V92H214ZM227 91H228V90H227ZM242 91H243V90H241V92H242ZM41 92H42V91H41ZM43 92H44V91H43ZM52 92H53V91H52ZM96 92H97V91H96ZM119 92H120V91H119ZM122 92H123V91H122ZM144 92H146V90H145ZM160 92H161V91H160ZM201 92H202V90H201ZM229 92H230V91H229ZM258 92H259V91H258ZM73 93H74V92H73ZM83 93H85V92H83ZM89 93H90V92H89ZM103 93H104V92H103ZM117 93H118V92H117ZM133 93H134V92H132V94H133ZM135 93H136V92H135ZM140 93H141V92H140ZM203 93H204V92H203ZM203 93H202V94H203ZM210 93H211V92H210ZM222 93H223V92H222ZM231 93H232V92H231ZM260 93H261V92H260ZM45 94H46V93H45ZM81 94H82V93H81ZM123 94H124V93H123ZM125 94H128V93L126 92ZM137 94H138V92H137ZM137 94H136V95H137ZM144 94H146V93H144ZM158 94H159V93H158ZM158 94H157V95H158ZM193 94H194V93H193ZM206 94H207V96H208V91H207ZM227 94H228V93H227ZM227 94H226V95H227ZM35 95H36V94H35ZM52 95H53V94H52ZM107 95H108V94H107ZM116 95H117V94H116ZM116 95H115V96H116ZM133 95H134V94H133ZM142 95H143V94H142ZM194 95H196V94H194ZM232 95H234V94H232ZM261 95H262V94H261ZM39 96H40V94H39ZM49 96H50V94H49ZM82 96H83V95H82ZM88 96H89V94H88ZM109 96H111V94H110ZM113 96H114V95H113ZM129 96H130V94H129ZM137 96H138V95H137ZM150 96H151V95H150ZM158 96L160 97V94H159ZM197 96H198V95H197ZM209 96H210V94H209ZM240 96H241V95H240ZM255 96H256V95H255ZM32 97H33V96H32ZM43 97H44V96H43ZM46 97H47V96H46ZM46 97H45L44 99H46ZM56 97H57V96H56ZM94 97H95V96H94ZM96 97H97V96H96ZM118 97H119V96H118ZM127 97H128V96H127ZM127 97H126V95H125V99H127ZM131 97H132V96H131ZM140 97H141V96H140ZM145 97H146V96H145ZM148 97H149V96H148ZM148 97H146L147 100H148ZM152 97H153V96H152ZM192 97H194V96H192ZM237 97H238V96H237ZM38 98H40V97H38ZM41 98H42V97H41ZM47 98L50 99V97H47ZM58 98L60 99V97H58ZM136 98H137V97H136ZM143 98H144V95H143ZM143 98H142V100H143ZM149 98H151V97H149ZM196 98H197V97H196ZM196 98H195V100H196ZM201 98H202V97H201ZM207 98H208V97H207ZM226 98L229 99L228 97H226ZM243 98H244V96H243ZM257 98H258V97H257ZM260 98H261V96H260ZM82 99H83V97H82ZM106 99H107V98H106ZM113 99H115V98H113ZM119 99H120V98H119ZM130 99H131V98H129V100H130ZM151 99H152V98H151ZM153 99H154V98H153ZM157 99H159V98H157ZM164 99H165V98H164ZM197 99H199V98H197ZM204 99H205V98H204ZM244 99H245V98H244ZM244 99H242L243 102H245ZM56 100H57V98H56ZM69 100H71V99H69ZM84 100H85V99H83V102H84ZM127 100H128V99H127ZM214 100H215V99H214ZM230 100H231V99H230ZM238 100H239V98L237 99V101L234 100V102H238ZM258 100H259V99H258ZM263 100H264V99H263ZM41 101H42V100H41ZM50 101H51V100H50ZM85 101H87V99H86ZM88 101H89V98H88ZM113 101H114V100H113ZM121 101H122V99H121ZM140 101H141V100H140ZM140 101H138L137 103H139ZM144 101H145V98H144ZM152 101H154V100H152ZM162 101H163V99H162ZM196 101H197V100H196ZM211 101H212V100H211ZM228 101H229V100H228ZM240 101H241V100H240ZM253 101H254V100H253ZM261 101H262V100H261ZM261 101H260L259 103H261ZM22 102H23V101H22ZM36 102H37V101H36ZM44 102H45V101H44ZM89 102H90V101H89ZM89 102H86L87 105H88ZM92 102H93V101H92ZM105 102L107 103V101H105ZM109 102H111V101L109 100ZM115 102H116L115 104H117L118 100L116 101V99H115ZM131 102H132V99H131ZM134 102H135V101H133V103H134ZM141 102H143V101H141ZM150 102H151V101H150ZM150 102H149V103H150ZM157 102H158V101H157ZM163 102H164V101H163ZM215 102H216V101H215ZM226 102H227V101H226ZM250 102H251V101H250ZM263 102H264V101H263ZM263 102H262L261 104H262V107L264 108ZM50 103H52V102H50ZM86 103H85V104H86ZM103 103H104V102H103ZM122 103H123V102H122ZM124 103H125V102H124ZM127 103H128V101H127ZM127 103H126V105L129 106L128 104H130V103H128V104H127ZM133 103L130 104V105H133ZM145 103H146V102H144V104H145ZM149 103L147 102L146 104H149ZM152 103H153V105L156 104V103L154 104V102H152ZM160 103H162V102H160ZM23 104H24V103H23ZM27 104H28V103H27ZM30 104H31V103H30ZM33 104H34V103H33ZM40 104H41V103H40ZM42 104H43V103H42ZM60 104H61V103H60ZM109 104H110V103H109ZM118 104H119V105H116V106H120V103H119V102H118ZM146 104H145V105H146ZM236 104H237V103H236ZM47 105H48V104H47ZM52 105H53V104H52ZM68 105H69V104H68ZM71 105H72L73 107L75 106V104L73 105V103H71ZM82 105H83V104H82ZM91 105H92V104H91ZM107 105H108V103H107L105 106H107ZM140 105H143V103L140 104ZM145 105H144V106H145ZM150 105H151V104H150ZM213 105H214V104H213ZM230 105H231V104H230ZM244 105H245V104H244ZM246 105H247V104H246ZM246 105H245V106H246ZM25 106H26V105H25ZM28 106H29V104L27 105V107H28ZM45 106H46V104H45ZM53 106H54V105H53ZM53 106H52V107H53ZM57 106H58V105H57ZM57 106H56V107H57ZM64 106H65V105H63V107H64ZM80 106H81V105H80ZM88 106H89V108H88V107L85 108V107H86V106H85L84 109L86 110V109H90V108H92V107H90V104H89ZM111 106H112V103H111ZM133 106H134V105H133ZM133 106H132V108H133ZM144 106H143V107H144ZM157 106H158V105H157ZM209 106H210V105H209ZM238 106H239V105H238ZM241 106H242V104H241ZM258 106H259V105H258ZM260 106H261V105H260ZM42 107H43V105H42ZM96 107H97V106H96ZM120 107H121V106H120ZM147 107H148V105L146 106V108H147ZM235 107H236V106H235ZM235 107H234V108H235ZM262 107H261V108H262ZM46 108H47V107H46ZM48 108H49V107H48ZM59 108H60V107H59ZM67 108H68V107H67ZM104 108H105V107H104ZM111 108H112V107H111ZM129 108H130V106H129ZM141 108H142V107H141ZM156 108H157V107H156ZM230 108H231V107H230ZM237 108H238V107H237ZM244 108H245V107H244ZM50 109H51V108H50ZM70 109H71V108H70ZM74 109H75V108H74ZM74 109H73V110H74ZM81 109L83 110V108H81ZM99 109H100V107H99ZM105 109H106V108H105ZM118 109H119V108H118ZM130 109H131V108H130ZM130 109H129V110H130ZM216 109H217V106H216ZM228 109H229V108H228ZM238 109H240V108H238ZM245 109H246V108H245ZM247 109H248V108H247ZM29 110H30V109H29ZM44 110H45V109H44ZM67 110H68V109H67ZM91 110H92V109H91ZM107 110H108V107H107ZM114 110H115V108H114ZM114 110H113V111H114ZM120 110L123 111V109H119V112H120ZM132 110H133V109H132ZM145 110H146V109H145ZM153 110H154V108H153ZM158 110H159V108H158ZM249 110H250V108H249ZM249 110H248V111H249ZM45 111H46V110H45ZM68 111H70V110H68ZM95 111H96V110H95ZM97 111H98V110H97ZM104 111H106V110H104ZM161 111H162V110H161ZM220 111H221V110H220ZM233 111H234V110H233ZM241 111H242V110H241ZM246 111H247V110H246ZM261 111H262V109H261ZM30 112H32V111L30 110ZM43 112H44V111H43ZM66 112H67V111H66ZM66 112H64V113H66ZM83 112H84V111H83ZM100 112H101V111H100ZM124 112H126V110H124ZM130 112H131V111H130ZM135 112H136V111H135ZM154 112H155V111H154ZM154 112H153V113H154ZM156 112H157V110H156ZM214 112H215V111H214ZM217 112H218V110H217ZM217 112H216V113H217ZM258 112H259V109H258ZM262 112H263V111H262ZM8 113H9V112H8ZM26 113H28V111H27ZM32 113H33V112H32ZM47 113H48V112H47ZM50 113H51V111H50ZM70 113H71V112H70ZM86 113H87V111L84 112L83 114H86ZM106 113H107V112H106ZM106 113H105V114H106ZM218 113H219V112H218ZM242 113H244V112H242ZM263 113H264V112H263ZM263 113H262V114H263ZM0 114H1V113H0ZM3 114H4V113H3ZM55 114H56V113H55ZM89 114H90V113H89ZM89 114H88V115L86 114V115L89 116ZM101 114H102V113H101ZM103 114H104V112H103ZM108 114H109V113H108ZM112 114H113V112H112ZM116 114H117V113H116ZM116 114H115V115H116ZM123 114H124V113L122 112V115H123ZM140 114H141V113H140ZM156 114L158 115V113H156ZM222 114H223V113H222ZM249 114H250V113H249ZM251 114H252V113H251ZM9 115H10V114H9ZM26 115H27V114H26ZM26 115H25V116H26ZM43 115L45 116V114H43ZM90 115H91V114H90ZM119 115L121 116V112H120V114L118 113V117H119ZM126 115H127V113H126ZM227 115H228V114H227ZM263 115H264V114H263ZM3 116H4V115H3ZM17 116H18V113H17ZM33 116H34V115H33ZM38 116H39V115H38ZM107 116H108V115H107ZM123 116H124V117H127V116H125V114H124ZM146 116H148V115H146ZM160 116H161V115H160ZM167 116H168V115H167ZM194 116H195V115H194ZM216 116H217V115H216ZM220 116H221V115H220ZM223 116H226V115H223ZM230 116H231V115H230ZM236 116H237V115H236ZM238 116H239V115H238ZM242 116H243V115H242ZM256 116H257V115H256ZM7 117H8V116H7ZM9 117H10V116H9ZM18 117H19V116H18ZM18 117H17V118H18ZM49 117H50V115H49ZM49 117H48V119H49ZM51 117H52V116H51ZM59 117H60V116H59ZM104 117H105V116H104ZM113 117H114V114H113ZM130 117H131V115H129V118H130ZM133 117H134V115H133ZM150 117H151V116H150ZM213 117H214V116H213ZM252 117H254V116H252ZM261 117H262V116H261ZM17 118H16V120H17ZM26 118H27V117H26ZM43 118H44V117H43ZM53 118H54V117H53ZM101 118H102V117H101ZM106 118H107V117H106ZM122 118H123V117H122ZM127 118H128V117H127ZM127 118H126V119H127ZM131 118H132V117H131ZM131 118H130V119H131ZM219 118H220V117H219ZM236 118H237V117H236ZM248 118H249V116H248ZM262 118H263V117H262ZM1 119H2V118H1ZM8 119H9V118H8ZM29 119H30V116H29ZM38 119H39V118H38ZM38 119H37V121H38ZM63 119H64V118H63ZM63 119H62V120H63ZM88 119H90V118H88ZM88 119H87V120H88ZM103 119H104V118H103ZM111 119H112V117H111ZM113 119H114V118H113ZM120 119H121V118H120ZM120 119H119V121H122V120H123V119H122V120H120ZM130 119H129V120H130ZM140 119H141V118H140ZM155 119H156V118H155ZM229 119H230V118H229ZM255 119H256V118H255ZM258 119H260V118L258 117ZM55 120H56V119H55ZM90 120H91V119H90ZM104 120H105V119H104ZM115 120H116V119H115ZM127 120H128V119H127ZM150 120H151V119H150ZM191 120H192V119H191ZM221 120H222V119H221ZM225 120H226V119H225ZM230 120H231V119H230ZM253 120H254V119H253ZM253 120H251V121H253ZM13 121H14V120H13ZM25 121H26V120H25ZM30 121H31V120H30ZM30 121H29V122H30ZM52 121H53V120H52ZM68 121H69V120H68ZM112 121H114V120H112ZM135 121H136V120H135ZM216 121H217V119H216ZM226 121H227V120H226ZM231 121H232V120H231ZM238 121H239V120H238ZM245 121H246V120H245ZM245 121H244V122H245ZM263 121H264V118H263ZM263 121H262V122H263ZM1 122H3V121H1ZM14 122H17V121H14ZM20 122H21V121H20ZM26 122H27V121H26ZM42 122H45V121H42ZM42 122H41V123H42ZM47 122H48V121H47ZM54 122H56V121H54ZM54 122H52V123H54ZM58 122H62V121L59 120ZM58 122H56V124H58ZM63 122H64V121H63ZM83 122H84V121H82V124H83ZM87 122H88V121L85 120V123H86V124H87ZM90 122H91V121H90ZM102 122H103V121H102ZM108 122H109V121H108ZM169 122H170V121H169ZM210 122L212 123V121H210ZM220 122H221V121H220ZM235 122H236V121H235ZM248 122H249V121H248ZM253 122H254V121H253ZM5 123H6V122H5ZM17 123L19 124V122H17ZM22 123H24V122L22 121ZM27 123H28V122H27ZM48 123H49V122H48ZM66 123H67V122H66ZM85 123H84V124H85ZM91 123H92V122H91ZM91 123H90V124H91ZM93 123H94V122H93ZM96 123H97V122H96ZM131 123L134 124V121L131 122ZM140 123H141V122H140ZM147 123H149V122H147ZM196 123H197V122H196ZM207 123H208V122H207ZM215 123H216V122H215ZM222 123H223V125L226 124L225 127H227V123H225V124H224V122H222ZM238 123H239V122H238ZM246 123H247V122H246ZM246 123H245V126H246ZM11 124H12V123H11ZM13 124H15V123H13ZM13 124H12V125H13ZM29 124H30V123H29ZM35 124H36V123H35ZM35 124H34V125H35ZM39 124H40V123H39ZM45 124H46V123H45ZM103 124H104V123H103ZM106 124H107V123H106ZM111 124H112V123H111ZM135 124H136V123H135ZM217 124H218V121H217ZM230 124H231V123H230ZM240 124H242V123H240ZM252 124H253V123H252ZM254 124H256V123H254ZM36 125H37V124H36ZM42 125H43V124H42ZM42 125H41V126H42ZM52 125H53V124H52ZM59 125H60V124H59ZM66 125H67V124H66ZM69 125H70V124H69ZM88 125H89V123H88ZM95 125H96V124H95ZM104 125H105V124H104ZM104 125H103V126H104ZM108 125H110V124H108ZM114 125H115V124H114ZM143 125H144V124H143ZM145 125H146V124H145ZM149 125H150V124H149ZM194 125H195V124H194ZM208 125H209V124H208ZM248 125H249V124H248ZM248 125H247V126H248ZM257 125H258V124H257ZM257 125H255V126H257ZM4 126H5V125H4ZM23 126H24V124H23ZM29 126H30V125H29ZM47 126H48V125H47ZM71 126H72V125H71ZM82 126H83V125H82ZM82 126H81V127H82ZM103 126H102V127H103ZM106 126H107V125H106ZM123 126H124V125H123ZM129 126H130V125H129ZM134 126H135V125H134ZM150 126H151V125H150ZM220 126H221V125H220ZM247 126H246V127H247ZM258 126H259V125H258ZM261 126H262V123H261ZM18 127H19V125H18ZM30 127H31V126H30ZM43 127H44V126H43ZM68 127H69V126H68ZM68 127H67V128H68ZM83 127H84V126H83ZM83 127H82V128H83ZM86 127H87V125H86ZM108 127H110V126H108ZM113 127H114V126H113ZM125 127H126V126H125ZM125 127H122V128L124 129ZM127 127H128V126H127ZM127 127H126L125 129H128ZM132 127H133V126H132ZM147 127H148V126H147ZM240 127L242 128L243 126L241 125ZM253 127H254V126H253ZM253 127H252V128H253ZM3 128H4V127H3ZM41 128H42V127H41ZM41 128H40V129H41ZM50 128H53V127L51 126ZM73 128H74V126H73ZM82 128H80V129H82ZM84 128H85V127H84ZM92 128H93V127H92ZM95 128H96V127H95ZM104 128H105V126H104ZM129 128H131V127H129ZM151 128H152V127H151ZM230 128H231V127H230ZM232 128H233V127H232ZM232 128H231V130H232ZM255 128H256V127H255ZM257 128H258V127H257ZM257 128H256V132L258 131ZM11 129H13V128H11ZM25 129H26V128H25ZM28 129H29V128H28ZM31 129H32V127H31ZM31 129H30V130H31ZM34 129L37 130V128H35V127H34ZM47 129H48V128H47ZM53 129H54V128H53ZM59 129H60V128H58L57 130H59ZM70 129H71V128H69V130H70ZM76 129H77V127H76ZM76 129H75V130H76ZM109 129H111V128H109ZM209 129H210V128H209ZM245 129H246V128H245ZM245 129H244V130H245ZM16 130H17V129H16ZM23 130H24V127H23ZM26 130H27V129H26ZM42 130L44 131L45 129H42ZM48 130H50V129H48ZM82 130H83V129H82ZM82 130H81V131H82ZM87 130H88V128H87ZM87 130H86V132H87ZM112 130H113V129H112ZM144 130H145V129H144ZM144 130H143V131H144ZM235 130H236V129H235ZM239 130H240V128H239ZM239 130H238V131H239ZM247 130H248V129H247ZM259 130H260V129H259ZM12 131H13V130H12ZM43 131H42V132H43ZM71 131H73V130H71ZM77 131H78V129H77ZM88 131H89V130H88ZM123 131H124V130H123ZM130 131H131V129H130ZM138 131H139V129H138ZM148 131H150V130L148 129ZM153 131H155V130H153ZM153 131H152V133H153ZM249 131H251V130L249 129ZM5 132H6V131H5ZM5 132H4L3 134H5ZM14 132H16V131L14 130ZM28 132H29V131H28ZM32 132H33V131H32ZM42 132H41V135H42ZM44 132H45V131H44ZM79 132H80V131H79ZM82 132L84 133V130H83ZM93 132H94V131H93ZM93 132H90V133H93ZM97 132H98V131H97ZM111 132H113V131H111ZM131 132H133V131H131ZM212 132H213V131H212ZM229 132H231V131H229ZM239 132H240V131H239ZM239 132L236 131L237 134H238ZM251 132H252V131H251ZM259 132H260V131H259ZM259 132H258V133H259ZM16 133H17V132H16ZM18 133H19V132H18ZM38 133H39V132H38ZM55 133H56V132H55ZM83 133H82V134H83ZM109 133H110V132H109ZM124 133H125V132H124ZM124 133H123V134H124ZM128 133H130V132H128ZM137 133H138V132H137ZM141 133H143V132H141ZM152 133H151V134H152ZM172 133H173V132H172ZM193 133H194V132H193ZM241 133H242V132H241ZM246 133H248V132L246 131ZM3 134H2V136H4ZM10 134H11V133H10ZM19 134H20V133H19ZM25 134H26V133H25ZM34 134H35V133H34ZM51 134H52V133H51ZM65 134H66V133H65ZM77 134H78V133H77ZM77 134H76V135H77ZM87 134H88V132H87ZM96 134H97V133H96ZM106 134H107V133H106ZM110 134H111V133H110ZM126 134H127V133H126ZM144 134H147V132H146V133L144 132ZM185 134H186V133H185ZM199 134H200V133H199ZM244 134H245V133H244ZM254 134H255V133H254ZM8 135H9V134H8ZM23 135H24V133H23ZM32 135H33V133H32ZM39 135H40V134H39ZM71 135L73 136V134H71ZM80 135H81V134H80ZM124 135H125V134H124ZM152 135H153V134H152ZM181 135H182V134H181ZM191 135H192V133H191ZM238 135H239V134H238ZM246 135L249 136L250 134H249V135L246 134ZM6 136H7V135H6ZM12 136H13V134H12ZM17 136H18V134H17ZM43 136H44V135H43ZM45 136H49V135L46 134ZM54 136H55V135H54ZM54 136H53V137H54ZM60 136H61V135H59V137H60ZM64 136H65V135H64ZM78 136H79V134H78ZM120 136H121V135H120ZM140 136H141V135H140ZM172 136H173V135H172ZM178 136L181 137V138H183V136H180V135H178ZM193 136H194V135H193ZM212 136H213V135H212ZM212 136H211V137H212ZM220 136H221V135H220ZM229 136H230V135H229ZM241 136H242V135H241ZM260 136H261V135H260ZM260 136H259V137H260ZM23 137H24V136H23ZM34 137H37V136H34ZM68 137H69V136H68ZM70 137H71V136H70ZM70 137H69V138H70ZM75 137H76V136H75ZM80 137H83V136H80ZM84 137H85V135H84ZM225 137H226V136H225ZM259 137H258V138H259ZM2 138H3V137H2ZM5 138H6V137H5ZM17 138H18V137H17ZM21 138H22V137H21ZM30 138H31V137H30ZM42 138H43V137H42ZM44 138H45V137H44ZM46 138H47V137H46ZM76 138H78V137H76ZM89 138H91V137L89 136ZM95 138H97V137H95ZM103 138H105V137H103ZM114 138H115V137H114ZM190 138H191V137H190ZM214 138H215V137H214ZM223 138H224V137H223ZM223 138L221 137V139H223ZM234 138H235V137H234ZM236 138H237V137H236ZM253 138H254V136H253ZM256 138H257V137H256ZM22 139H24V138H22ZM27 139H28V137H27ZM47 139H49V138H47ZM47 139H46V140H47ZM63 139H65V138L63 137ZM107 139H109V138H107ZM115 139H117V138H115ZM127 139L129 140V138H127ZM137 139H138V138H137ZM143 139H146V138H143ZM185 139H186V138H185ZM247 139L249 140V138H247ZM251 139H252V138H250V140H251ZM12 140L14 141L13 138H12ZM16 140H17V139H15V141H16ZM29 140H30V139H29ZM35 140H36V139H35ZM66 140H67V139H66ZM70 140H71V139H70ZM79 140H80V138H79ZM130 140H131V139H130ZM130 140H129V141H130ZM146 140H147V139H146ZM152 140H153V139H152ZM167 140H168V139H167ZM186 140H188V138H187ZM194 140H195V139H194ZM210 140H212V139H210ZM214 140H215V139H214ZM214 140H213V141H214ZM217 140H218V139H217ZM217 140H216V141H217ZM230 140H231V138H230ZM237 140H238V139H237ZM253 140H255V138H254ZM256 140H258V139H256ZM260 140H263V139H260ZM26 141H27V140H26ZM31 141H32V139H31ZM38 141H39V140H38ZM38 141H37V142H38ZM88 141H89V140H88ZM91 141L93 142V139H92ZM110 141H111V140H110ZM122 141H123V140H122ZM131 141H132V140H131ZM148 141H149V140H148ZM178 141H179V140H178ZM195 141H196V140H195ZM195 141H194V142H195ZM200 141H201V140H200ZM239 141H240V139H239ZM258 141H259V140H258ZM7 142H8V141H6V143H7ZM16 142H17V141H16ZM22 142H23V141H22ZM22 142H21V144H22ZM34 142H35V141H34ZM37 142H35V143L37 144ZM42 142H43V141H42ZM52 142H53V141H52ZM62 142H63V141H62ZM75 142H76V141H75ZM80 142H81V141H80ZM84 142H85V140H84ZM108 142H109V141H108ZM197 142H198V141H197ZM197 142H196V145L198 144ZM219 142H220V141H219ZM248 142H249V141H248ZM24 143H25V142H24ZM43 143H44V142H43ZM56 143H57V142H56ZM63 143H65V145L68 144V143L66 144V142H63ZM82 143H83V142H82ZM82 143H81V144H82ZM122 143H123V142H122ZM148 143H149V142H148ZM240 143H241V142H240ZM252 143H253V142H252ZM256 143H257V141H256ZM260 143H261V142H260ZM2 144H3V143H2ZM10 144H11V143H10ZM10 144H9V145H10ZM21 144H20V145H21ZM41 144H42V143H41ZM41 144H40V145H41ZM46 144L48 145V143H46ZM49 144H50V143H49ZM53 144H55V143H53ZM53 144H51L52 147H53ZM57 144H58V143H57ZM59 144H61V143L59 142ZM69 144H70V143H69ZM139 144H140V143H139ZM149 144H150V143H149ZM178 144H179V143H178ZM222 144H223V143H222ZM258 144H259V143H258ZM261 144H263V143H261ZM6 145H7V144H6ZM9 145H8V147H9ZM22 145H23V144H22ZM42 145H43V144H42ZM42 145H41V146H42ZM44 145H45V144H44ZM55 145H56V144H55ZM63 145H64V144H63ZM77 145H79V143H78ZM89 145H90V144H89ZM93 145H94V144H93ZM107 145H108V144H107ZM116 145H117V144H116ZM132 145H135V144H132ZM132 145H131V146H132ZM142 145L146 146L144 143H143ZM165 145H166V144H165ZM170 145H171V144H170ZM170 145H169V147H171ZM173 145H175V144L173 143ZM173 145H172V147H173ZM176 145H177V144H176ZM182 145H183V144H182ZM193 145L195 146V143H194ZM204 145H205V144H204ZM224 145H225V144H224ZM228 145H230V143H228ZM247 145H248V144H247ZM10 146H11V145H10ZM18 146H19V145H18ZM37 146H38V145H37ZM41 146L39 147V149L41 148ZM56 146H57V145H56ZM67 146H68L69 149H70V146H69V145H67ZM72 146H75L74 143H73ZM79 146H80V145H79ZM81 146H82V145H81ZM81 146H80V148H81ZM83 146H85V144H84ZM83 146H82V147H83ZM91 146H92V145H91ZM128 146H130V145H128ZM187 146H188V145H187ZM191 146H192V144H191ZM222 146H223V145H222ZM232 146H233V141H232L231 148H234V147H235V145H234V147H232ZM248 146H249V145H248ZM256 146H257V145H256ZM44 147H45V146H44ZM44 147H43V148H44ZM52 147L50 146L51 149H52ZM58 147H59V146H58ZM95 147H96V146H95ZM95 147H94V149H95ZM105 147H106V146H105ZM105 147H104V148H105ZM115 147H116V146H115ZM148 147H149V145L146 146L147 150L150 149V148L148 149ZM175 147H176V146H175ZM181 147H183V146H181ZM181 147H180V148H181ZM189 147H190V146H189ZM199 147H200V146H199ZM216 147H217V146H216ZM10 148H12V147H10ZM20 148H21V146H20ZM23 148H24V147H23ZM35 148H36V147H34L32 150H34ZM43 148H42V151H43ZM62 148H63V147H61V149H62ZM65 148H66V147H65ZM78 148H79V147H78ZM102 148H103V147H102ZM116 148H117V147H116ZM122 148H123V147H122ZM129 148H131V147H129ZM137 148H138V147H137ZM173 148H174V147H173ZM180 148H179V149H180ZM183 148H184V147H183ZM197 148H198V147H197ZM220 148H221V145H220ZM1 149H2V148H1ZM8 149H9V148H8ZM27 149H28V148H27ZM53 149H55V148H53ZM67 149H68V148H67ZM69 149H68V150H69ZM84 149L86 150V147H85ZM90 149H91V148H90ZM99 149H100V148H99ZM108 149H109V148H108ZM124 149H125V148H124ZM144 149H145V148H144ZM167 149H169V148L167 147L165 150H167ZM170 149H171V148H170ZM170 149L167 150L166 152L170 151ZM176 149H178V148H176ZM179 149H178L177 152H179ZM181 149H182V148H181ZM181 149H180V150H181ZM223 149H226V147H225V148H222L221 150H223ZM238 149H240V148H238ZM248 149H249V148H248ZM254 149H255V148H254ZM12 150H13V149H12ZM12 150H11V151H12ZM16 150H18V149H16ZM16 150H15V151H16ZM28 150H29V149H28ZM32 150H31V151H32ZM55 150H56V149H55ZM57 150H59V149H57ZM65 150H66V149H65ZM70 150H71V149H70ZM128 150H129V149H128ZM145 150H146V149H145ZM172 150H173V149H172ZM174 150H175V149H174ZM192 150H193V148H192ZM196 150H197V149H196ZM196 150H194L195 153L197 152ZM201 150H203V149H201ZM201 150H200V151H201ZM219 150H220L219 148L216 149V151L220 152ZM233 150H234V149H233ZM249 150H250V149H249ZM2 151H3V149H2ZM31 151H29V153H30ZM52 151H53V150H52ZM63 151H64V149H63ZM74 151H75V150L71 151L70 153H72V152H74ZM87 151L89 152V150H87ZM126 151H127V150H126ZM158 151H159V150H158ZM194 151H193V152H194ZM211 151H212V150H211ZM211 151H210V152H211ZM223 151H225V153L228 152L227 150H223ZM252 151H253V149H252ZM5 152H7V151H5ZM9 152H10V151H9ZM12 152H13V151H12ZM18 152H21V153H19L20 155H21V154H24V153H22V151H18ZM25 152H26V151H25ZM34 152H35V151H34ZM39 152H40V151H38V153H39ZM50 152H51V151H50ZM79 152H80V151H79ZM127 152H128V151H127ZM130 152H131V151L129 150L128 153H130ZM135 152H136V151H135ZM135 152H134V153H135ZM138 152H139V151H138ZM141 152H142V151H141ZM147 152H148V151H147ZM201 152H202V151H201ZM201 152H198V154L196 153V154H197L196 156L199 157V158H201L200 156H198L199 153H201ZM204 152H205V151H204ZM210 152H208V153H210ZM249 152H250V151H249ZM10 153H11V152H10ZM10 153H9V154H10ZM16 153H17V152H16ZM16 153L13 152V154H16ZM44 153H45V152H44ZM44 153H43V154H44ZM47 153H49V151H48ZM54 153H55V151H54ZM67 153H68V152H67ZM76 153H77V152H76ZM85 153H86V151H85ZM89 153H90V152H89ZM91 153H92V152H91ZM118 153H119V152H118ZM120 153H121V152H120ZM120 153H119V155H120ZM128 153H127V155H128ZM172 153H173V152H172ZM172 153H171V154H172ZM179 153H181V152H179ZM211 153L214 154L215 152H214V153L211 152ZM220 153H222V152H220ZM220 153H219V154H220ZM229 153H230V152H229ZM233 153H234V152H233ZM259 153H260V151H259ZM0 154H1V153H0ZM13 154H11V155H13ZM27 154H28V153H27ZM40 154H41V153H40ZM57 154H58V153H57ZM63 154H64V153L62 152V154H58V155H61V158H63ZM77 154L79 155V154H81V153H77ZM92 154H94V153H92ZM140 154H141V156H142V153H140ZM168 154H169V153H168ZM171 154H169L168 156H170ZM181 154H183V153H181ZM187 154H190V153H187ZM235 154H236V153H235ZM235 154H234V155H235ZM253 154H254V152H253ZM2 155H3V154H2ZM16 155H18V154H16ZM48 155H49V154H48ZM52 155H53V154H52ZM52 155H51V156H52ZM68 155H69V154H68ZM112 155H113V154H112ZM121 155H122V154H121ZM129 155H131V154H129ZM159 155H160V153H159ZM173 155L175 156V154H172V156H173ZM178 155H179V154H178ZM184 155H185V154H184ZM184 155H183V156H184ZM191 155H192V154H191ZM237 155H238V153H237ZM248 155L250 156V154H248ZM248 155H246V157H247ZM256 155H257V154H256ZM14 156H15V155H14ZM18 156H19V155H18ZM34 156H35V153H34L33 157H34ZM37 156H38V155H36V157H37ZM41 156H42V154H41ZM43 156H44V155H43ZM45 156H46V155H45ZM45 156H44V157H45ZM55 156H57V155L55 154ZM72 156H73V155H72ZM75 156H77V155H75ZM94 156H95V155H94ZM122 156H123V155H122ZM137 156H138V155H137ZM137 156H136V157H137ZM176 156H177V155H176ZM187 156H188V155H187ZM210 156H211V155H210ZM214 156H216V154H215ZM214 156H212V157L215 159ZM218 156H219V157H218ZM226 156H227V155H226ZM226 156H225V159H227ZM228 156H229V155H228ZM230 156H231V155H230ZM230 156H229V157H230ZM12 157H13V156H12ZM15 157L18 158L17 156H15ZM31 157H32V156H31ZM33 157H32V158H33ZM49 157H50V156H49ZM52 157L54 158V156H52ZM69 157H70V156H69ZM77 157H79V156H77ZM85 157L87 158L88 156L85 155ZM85 157H84V158H85ZM95 157H96V156H95ZM179 157H180V155H179ZM188 157H189V156H188ZM188 157H187V158H188ZM191 157H192L193 160L196 158V157L193 158V156H191ZM207 157H209L208 154H207ZM217 157L220 158V155H217ZM235 157H236V156H235ZM25 158H26V157H25ZM29 158H30V157H29ZM37 158H38V157H37ZM37 158H36V159H37ZM39 158H40V157H39ZM55 158H56V157H55ZM86 158H85V159H86ZM90 158H91V157H90ZM90 158H89V159H90ZM93 158H94V157H92L91 160H92ZM116 158H117V157H116ZM125 158H126V157H125ZM128 158H130V156H129ZM131 158H132V157H131ZM156 158H157V157H156ZM170 158H171V156H170ZM170 158H169V159H170ZM177 158H178V157H177ZM181 158H182V157H180V159H181ZM183 158H186V157H183ZM189 158H190V157H189ZM203 158H204V157H203ZM218 158H217V159H218ZM10 159H11V158H10ZM18 159H19V158H18ZM22 159H23V158H22ZM36 159H34V160H36ZM69 159H70V158H69ZM73 159H74V163H75V160H76L77 158L73 157ZM89 159L87 158L88 161H89ZM122 159H124V158H122ZM137 159H138V158H137ZM164 159H165V158H164ZM174 159H175V158H174ZM174 159H173V160H174ZM190 159H191V158H190ZM190 159H187V160H190ZM223 159H224V156H223L222 160H223ZM234 159H235V158H234ZM245 159L247 160L248 158H245ZM249 159H250V158H249ZM12 160H14V158H13ZM41 160H43V159L41 158ZM59 160H62V159L59 158ZM59 160H58V161H59ZM80 160H83V159H80ZM94 160H95V159H94ZM128 160L130 161V159H128ZM128 160H127V161H128ZM139 160H140V159H139ZM176 160H177V159H176ZM184 160H185V159H184ZM195 160H196V159H195ZM197 160H198V159H197ZM201 160H202V159H201ZM203 160H205V158H204ZM237 160H240V158L237 159ZM253 160H254V159H253ZM253 160H252V163H253L254 161H255V163H256V160H254V161H253ZM0 161H1V160H0ZM8 161H9V160H8ZM15 161H18V160L16 159ZM22 161H23V160H22ZM28 161L30 162V160H27V162H28ZM31 161H33V160L31 159ZM52 161H54V160H52ZM63 161H65V158L63 159ZM116 161H117V160H116ZM119 161H120V160H119ZM123 161H124V160H123ZM125 161H126V160H125ZM127 161L125 162L126 164H128ZM129 161H128V162H129ZM140 161H141V160H140ZM164 161H165V160H164ZM170 161H171V160H170ZM182 161H183V160H182ZM185 161H186V160H185ZM185 161H184V162H185ZM198 161H199V160H198ZM210 161H213V160H210ZM244 161H245V160H244ZM33 162H34V161H33ZM36 162H37V161H36ZM65 162H66V161H65ZM76 162H77V161H76ZM85 162H86V161H85ZM92 162L94 163V161H92ZM92 162H91V163H92ZM95 162H99V161H95ZM130 162H132V160H131ZM130 162H129V164H130ZM138 162H139V161H138ZM176 162H177V161H176ZM176 162H175V163H176ZM194 162H197V161H194ZM206 162L208 163L209 161L206 160ZM216 162H217V161H216ZM240 162H241V161H240ZM15 163H16V162H15ZM78 163H79V162H78ZM87 163H88V162H87ZM89 163H90V161H89ZM108 163H109V162H108ZM173 163H174V162H173ZM177 163H178V162H177ZM189 163L191 164L192 162H189ZM209 163H210V162H209ZM209 163H208V164H209ZM242 163H243V162H242ZM248 163H250V162H248ZM263 163H264V162H263ZM6 164H7V163H6ZM21 164H23V163L21 162ZM30 164H31V163H30ZM30 164H29V165H30ZM34 164H36V163L34 162ZM38 164H39V161H38ZM41 164H43V163H41ZM65 164H66V163H65ZM75 164H76V163H75ZM75 164H74V165H75ZM122 164H124V163H122ZM129 164H128V165H129ZM137 164H138V163H137ZM168 164H170V162H168ZM185 164H186V162H185ZM187 164H188V162H187ZM187 164H186V167H184V164H182V165L180 164V165L183 166V167L186 169V168H189V166H191V165H188V166H187ZM208 164H206V165L204 164V165L207 166ZM210 164H211V163H210ZM210 164H209V166H210ZM243 164H244L243 167H245V166H246V165H245V162H244ZM17 165H18V163H17ZM23 165H25V164H23ZM36 165H37V164H36ZM66 165H67V164H66ZM88 165H89V164H88ZM90 165H91V164H90ZM128 165H127V166H128ZM131 165H132V163H131ZM135 165H136V164H135ZM142 165H143V164H142ZM161 165H162V164H161ZM163 165H164V164H163ZM170 165H171V164H170ZM194 165H195V164H194ZM215 165H217V164H215ZM215 165H214V166H215ZM222 165H223V164H222ZM31 166H32V165H31ZM42 166H43V165H42ZM42 166L40 165V167H42ZM44 166H45V165H44ZM64 166H65V165H64ZM64 166H63V167H64ZM95 166H96V165H95ZM95 166H94V167H95ZM172 166H173V165H172ZM172 166H171V167H172ZM195 166H196V165H195ZM217 166H218V165H217ZM241 166H242V165H241ZM241 166H240V169H241ZM251 166H252L253 168L255 167V166H253V164H252ZM251 166L248 167V164H247L246 167H248V168H252ZM25 167H26V165H25ZM25 167H24V169H25ZM48 167H50L49 164H48V166L46 167V171H47V168H48ZM55 167H56V165H55ZM58 167H59V166H58ZM63 167H60V168H63ZM65 167H67V166H65ZM65 167H64V168H65ZM68 167H69V166H68ZM76 167H77V166H76ZM88 167H89V166H88ZM116 167H117V166H116ZM116 167H115V168H116ZM121 167H122V166H121ZM121 167H120V168H121ZM123 167H124V166H123ZM129 167H132V166L129 165ZM139 167H141V166H139ZM144 167H145V166H144ZM152 167H153V166H152ZM154 167H155V166H154ZM154 167H153V169H154ZM165 167H167V166H165ZM173 167H174V166H173ZM175 167H176V169H177V165H175ZM175 167H174V168H175ZM197 167H198V166H197ZM212 167H213V166H212ZM220 167H221V164H220ZM37 168H38V167H37ZM42 168H44V167H42ZM42 168H41V170H42ZM64 168H63V170H64ZM70 168H71V166H70ZM70 168H69V170H70ZM81 168H82V167H81ZM99 168H100V167H99ZM105 168H106V167H105ZM142 168H143V167H142ZM149 168H150V167H149ZM157 168H159V167H157ZM174 168H173V169H174ZM191 168H192V167H191ZM194 168H195V167H194ZM199 168H201V167H199ZM209 168H210V167H209ZM222 168H223V167H222ZM248 168H247V170H249ZM18 169H19V168H18ZM22 169H23V168H22ZM44 169H45V168H44ZM52 169H53V168H52ZM54 169H55V168H54ZM54 169H53V170H54ZM56 169H57V167H56ZM56 169H55V170H56ZM66 169H67V168H66ZM72 169H73V168H72ZM75 169H76V168H74V170H75ZM79 169H80V167H79ZM108 169H109V168H108ZM117 169H118V168H117ZM131 169H132V168H131ZM131 169H130V170H131ZM144 169H145V168H144ZM146 169H147V168H146ZM150 169H151V168H150ZM168 169L170 170L171 168H168ZM196 169H197V168H196ZM204 169H205V168H204ZM206 169H207V168H206ZM206 169H205V171H206ZM220 169H221V168H220ZM242 169H243V168H242ZM244 169H245V168H244ZM5 170H6V169H5ZM25 170H27V169H25ZM34 170H35V169H34ZM58 170H59V168H58ZM76 170H78V169H76ZM76 170H75V171H76ZM106 170H107V169H106ZM130 170H129V171H130ZM142 170H143V169H142ZM156 170H157V169H156ZM162 170H163V168H162ZM174 170H175V169H174ZM188 170H189V169H188ZM191 170H193V169H191ZM247 170H246V171H247ZM2 171H3V170H2ZM9 171H10V167H9ZM46 171L43 170V173H44L43 175H45V174L47 173ZM59 171H60V170H59ZM65 171H66V170H64V172H65ZM82 171H83V170H82ZM87 171H88L87 174L89 175V170H87ZM110 171H111V170H110ZM112 171H113V170H112ZM119 171L122 172V175L125 174V172H123V171H124L123 169H121V170L119 169ZM125 171L127 172V170H125ZM170 171H171V170H170ZM177 171H179V169H178ZM177 171L175 170V172H173V171H172V172L175 174ZM189 171H190V170H189ZM193 171H194V170H193ZM238 171H239V170H238ZM243 171H244V175H245V170H243ZM250 171H251V170H250ZM262 171H263V170H262ZM12 172H13V171H12ZM16 172H17V171H16ZM41 172H42V171H41ZM41 172H40V174H41ZM45 172H46V173H45ZM51 172H53V171H51ZM54 172H55V171H54ZM96 172H97V171H96ZM114 172H115V171H114ZM121 172H120V173H121ZM136 172H137V171H136ZM160 172H162V171H160ZM172 172H171V173H172ZM185 172H186V171H185ZM190 172H191V171H190ZM214 172H215V171H214ZM214 172H213V173H214ZM239 172H240V171H239ZM258 172H259V171H258ZM10 173H11V171H10ZM17 173H19V172H17ZM17 173H16V174H17ZM21 173H22V171H21ZM24 173H25V171H24ZM60 173H61V172H60ZM82 173H83V172H82ZM117 173H118V170H117ZM117 173H115L116 176H117ZM123 173H124V174H123ZM129 173H130V172H129ZM129 173H128V174H129ZM139 173H140V172H139ZM142 173H143V172H142ZM144 173H145V172H144ZM151 173H153V172H151ZM154 173H155V172H154ZM154 173H153V174H154ZM157 173H158V172H157ZM164 173H165V171H164ZM168 173H169V172H168ZM204 173H205V172H204ZM206 173H207V174H210V173H208V172H206ZM242 173H243V172H242ZM28 174H29V173H28ZM35 174H36V173H35ZM47 174H48V173H47ZM51 174H53V173H51ZM84 174H85V173H84ZM84 174H83V175H84ZM90 174H91V172H90ZM126 174H127V173H126ZM128 174H127V175H128ZM134 174H135V173H134ZM134 174L132 173V175H134ZM137 174H138V173H137ZM149 174H150V173H149ZM149 174H148V175H149ZM162 174H163V173H162ZM187 174H190V173L188 172ZM187 174H186V176H187ZM216 174H218V173H216ZM250 174H252V173H250ZM262 174H263V173H262ZM262 174H261V175H262ZM14 175H15V174H13V176H14ZM20 175H21V174H20ZM53 175H54V174H53ZM56 175H58V171H57V174H56ZM93 175H94V172H93ZM122 175H120V176H122ZM132 175H131V176H132ZM160 175H161V174H160ZM165 175H166V174H164L163 176H165ZM167 175H168V174H167ZM169 175H170V173H169ZM175 175H176V174H175ZM181 175H182V178H184V177L186 178V176L183 177L184 174H181ZM203 175H204V174H203ZM203 175H202V176H203ZM244 175L242 174L243 177H244ZM34 176H35V175H34ZM47 176H48V175H47ZM49 176H51L50 173H49ZM59 176L61 177V175H59ZM66 176L68 177V175H66ZM78 176H79V175H78ZM80 176H82V174H81ZM116 176H114V177H116ZM150 176H151V175H150ZM150 176H149V177H150ZM155 176H156V175H154V177H155ZM158 176H159V175H158ZM170 176H171V175H170ZM170 176L167 177L166 179H168V178L171 179ZM178 176H180L179 173H178ZM197 176H199V175H197ZM202 176L200 175L199 178L202 177ZM208 176H209V175H208ZM217 176H218V175H217ZM233 176H234V175H233ZM240 176H241V175H240ZM245 176H246V175H245ZM262 176H264V174H263ZM21 177H22V176H21ZM23 177H24V176H23ZM23 177H22V178H23ZM52 177H53V176L49 177V179H48V177H47V178L44 177V178H45V180L48 179L50 182H52V181L55 182L54 179H53V180H50V178H52ZM54 177H56V176L54 175ZM54 177H53V178H54ZM64 177H65V176H64ZM85 177H86V176H85ZM95 177H96V176L94 175V178H95ZM118 177H119V176H118ZM140 177H141V173H140ZM140 177H139V178H140ZM152 177H153V175H152ZM159 177H160V176H159ZM171 177H175V176H171ZM176 177H177V176H176ZM176 177H175V178H176ZM180 177H181V176H180ZM195 177H196V176H195ZM195 177H194V178H195ZM204 177H205V176H204ZM229 177H231V175H229ZM16 178H18V177H16ZM24 178H25V177H24ZM36 178H37V177H36ZM56 178H57V177H56ZM70 178H71V176H70ZM70 178H69V179H70ZM92 178H93V177H91V179H92ZM94 178H93V179H94ZM126 178H128V177L126 176ZM136 178H137V177H136ZM142 178H143V175H142ZM145 178H146V177H145ZM182 178H181V181H183ZM185 178H184V180H185ZM209 178H210V177H209ZM220 178H221V177H220ZM248 178H249V177H248ZM250 178H251V177H250ZM8 179H10V178H8ZM14 179H15V178H14ZM29 179H30V178H29ZM37 179H39L38 181L40 182V179H41V178H40L39 176H38ZM42 179H43V177H42ZM57 179H58V178H57ZM57 179H55V180L57 181ZM84 179H85V178H84ZM86 179H88V178L86 177ZM96 179H97V178H96ZM119 179H120V177H119ZM133 179H134V178H132V180H133ZM151 179H152V178H151ZM177 179H178V181H179V178H178V177H177ZM195 179H196V178H195ZM205 179H206V178H205ZM210 179H211V178H210ZM215 179H217V178H215ZM234 179H235V177H234ZM244 179H245V178H244ZM19 180H20V179H19ZM43 180H44V179H43ZM45 180H44V181H45ZM80 180H82V178H81ZM123 180H124V181L126 180V179H125V176L123 177ZM134 180H135V179H134ZM141 180H142V179H141ZM141 180H138V181H141ZM147 180H148V178H147ZM147 180H146V182H147ZM159 180H160V179H158L157 181L159 182ZM163 180H164V178H163ZM163 180H162V181H163ZM198 180H199V179H198ZM198 180H197V181H198ZM222 180H223V179H222ZM255 180H256V179H255ZM21 181H22V179H21ZM34 181H35V179H34ZM44 181H42L41 183H43ZM64 181H65V179H64ZM73 181H74V180H73ZM87 181H88V180H87ZM89 181H91V180H89ZM120 181H121V180H120ZM126 181H129V180H126ZM148 181H149V180H148ZM153 181H154V178H153ZM157 181H156V182H157ZM169 181H170V180H169ZM172 181L174 182V181H177V180L174 179V180H172ZM187 181H188V180H187ZM232 181H233V180H232ZM232 181L230 180V182H232ZM257 181H258V180H257ZM260 181H261V179H260ZM10 182H11V181H10ZM16 182L18 183V181H16ZM35 182H36V181H35ZM50 182H48V183H50ZM53 182H52V184H54ZM57 182H58V181H57ZM59 182H60V181H59ZM62 182H63V179H62ZM62 182H61V183H62ZM66 182H67V181H66ZM78 182H79V181H78ZM151 182H152V181H151ZM154 182H155V181H154ZM163 182H164V181H163ZM198 182H199V184H202L204 181L202 180V183H200V180H199ZM17 183H16V185H17ZM23 183H24V182H23ZM37 183H38V182H37ZM63 183H64V182H63ZM70 183H72V182H70ZM73 183H74V182H73ZM85 183H86V182H85ZM90 183H92L91 185H93V182H90ZM97 183H98V182H97ZM115 183H116V182H115ZM120 183H121V182H120ZM126 183H127V182H126ZM129 183H130V182H129ZM132 183H133V182H132ZM142 183H143V182H142ZM171 183H172V182H171ZM175 183H176V182H175ZM253 183H254V181H253ZM19 184H20V183H19ZM34 184H35V183H34ZM44 184H46V183H44ZM52 184H51V185H52ZM56 184H57V183H56ZM56 184H55V185H56ZM66 184H67V183H66ZM123 184H124V183H123ZM135 184H136V183H135ZM147 184H148V182H147ZM151 184H152V183H151ZM151 184H150V185H151ZM162 184H163V183H162ZM179 184H181V183H179ZM182 184H184V183H182ZM188 184H189V183H188ZM207 184H209V183H207ZM225 184H226V183H225ZM232 184H234V183H232ZM9 185H10V184H9ZM39 185H40V184H39ZM41 185H42V184H41ZM47 185H48V184H47ZM63 185L65 186V184H63ZM88 185H89V183H88ZM119 185H120V184H119ZM132 185H133V184H132ZM142 185H143V184H142ZM157 185H158V183H157ZM159 185H160V184H159ZM190 185H192V184H190ZM203 185H206V184H203ZM19 186H21V184H20ZM36 186H37V185H36ZM56 186H57V185H56ZM56 186H55V187H56ZM60 186H61V185H59V187H60ZM66 186H67V185H66ZM68 186H69V185H68ZM68 186H67V187H63V188H67V189H68L71 185H70L69 187H68ZM121 186L124 187L122 184H121ZM128 186H129V185H128ZM128 186H127V187H128ZM135 186H137V185H135ZM164 186H165V183H164ZM180 186H181V185H180ZM183 186H184V185H183ZM201 186H202V185H201ZM224 186H225V185H224ZM227 186H228V184H227ZM236 186H237V185H236ZM13 187H15V186H13ZM13 187H12V189H13ZM16 187H17V186H16ZM59 187H58V188H59ZM71 187H73V184H72ZM71 187H70V188H71ZM86 187H87V186H86ZM89 187H90V185H89ZM119 187H120V186H119ZM129 187H130V186H129ZM152 187L154 188V186H152ZM187 187H188V186H187ZM187 187H185V188L187 189ZM192 187H193V186H192ZM192 187H191V189H192ZM196 187H197V182H196ZM198 187H199V186H198ZM198 187H197L196 189H198ZM259 187H261V186H259ZM25 188H26V186H25ZM48 188H49V187H48ZM52 188H54V187L52 186ZM61 188H62V187H61ZM70 188L68 189V190H69V193L71 192V191H70ZM117 188H118V187H117ZM120 188H121V187H120ZM158 188H159V187H158ZM158 188H157V189H158ZM164 188H165V187H164ZM167 188H168V187H167ZM201 188H202V187H201ZM226 188H228V187H226ZM4 189H5V188H4ZM10 189H11V188H10ZM32 189H33V188H32ZM72 189H73V188H72ZM72 189H71V190H72ZM88 189H89V188H88ZM92 189H93V188H92ZM125 189H126V190H125ZM150 189H151V186H150ZM161 189H163V188H161ZM181 189H182V188H181ZM203 189H204V187H203ZM29 190H30V189H29ZM37 190H38V189H37ZM42 190H43V189H42ZM52 190H53V189H52ZM55 190H56V189H55ZM68 190H67V191H68ZM76 190H77V189H75L74 191L77 192ZM124 190L126 191V192H124V193L127 194V193H128L127 190H129V189L124 188ZM124 190H122V191H124ZM133 190H134V189H133ZM165 190H166V189H165ZM175 190H176V188H175ZM177 190H178V189H177ZM199 190H200V188H199ZM216 190H217V189H216ZM227 190H228V189H227ZM241 190H242V188H241ZM18 191H19V188H18L17 192H18ZM30 191H31V190H30ZM57 191H58V190H57ZM57 191H56V193H57ZM61 191H62V190H61ZM63 191H65V190H63ZM74 191H72V192H74ZM86 191H88V190L86 189ZM95 191H96V190H95ZM120 191H121V190H120ZM193 191H194V192H193ZM193 191H190V192H192V193H196L198 190H197V191H196V190H193ZM261 191H262V190H261ZM7 192L9 193V191H7ZM11 192H12V191H11ZM14 192H16V191L13 190V193H14ZM31 192H32V191H31ZM52 192H53V191H52ZM52 192H51V194H52ZM72 192H71V193H72ZM91 192H92V191H91ZM133 192H134V191H133ZM135 192H136V191H135ZM149 192H151V191H149ZM158 192H159V191H158ZM163 192H164V191H163ZM179 192H180V191H179ZM188 192H189V191H188ZM225 192H226V191H225ZM237 192H238V191H237ZM245 192H246V191H245ZM5 193H6V192H5ZM8 193H7V194H8ZM58 193H59V192H58ZM63 193H64V192H63ZM67 193H68V192H67ZM67 193H66V194H67ZM86 193H87V192H86ZM121 193H123V192H121ZM121 193H120L121 196H119V199H118V200H120L122 197H125L126 200H127L126 195L123 194L124 196H122ZM147 193H148V192H147ZM159 193H160V192H159ZM161 193H162V192H161ZM165 193H166V192H165ZM181 193H182V192H181ZM192 193H191V194H192ZM214 193H215V192H214ZM214 193H213V194H214ZM229 193H230V192H229ZM18 194H19V193H18ZM77 194H78V193H77ZM91 194H92V193H91ZM98 194H99V193H98ZM134 194H135V193H134ZM137 194H138V193H137ZM145 194H146V193H145ZM178 194H179V193H178ZM196 194H198V192H197ZM13 195H14V194H13ZM29 195H30V194H29ZM64 195H65V194H64ZM89 195H90V194H89ZM162 195H163V194H162ZM167 195H168V194H167ZM167 195H166V196H167ZM176 195H177V193H176ZM194 195H195V194H194ZM228 195H231V194H228ZM49 196H50V195H49ZM67 196H71V195L68 194ZM99 196H100V195H98V197H99ZM116 196H117V195H116ZM127 196L129 197L128 194H127ZM130 196H132V192H131ZM133 196H135V195H133ZM174 196H175V195H174V193H173V197H174ZM183 196H184V195H183ZM239 196H240V195H239ZM160 197H161V196H160ZM160 197H159V198H160ZM168 197H169V195H168ZM195 197H196V196H195ZM195 197H194V199H195ZM253 197H255V194H254ZM10 198H11V197H10ZM42 198H44V197H42ZM49 198L51 199V197H49ZM53 198H54V197H53ZM55 198H56V196H55ZM125 198H124V199H125ZM132 198H133V197H132ZM135 198H136V197H135ZM135 198H134V199H135ZM146 198H148V196H147ZM154 198H155V196H154ZM164 198H167V197H164ZM175 198H176V197H175ZM178 198H179V196L177 197V199H178ZM183 198H184V197H183ZM191 198H193V196H192ZM213 198H214V197H213ZM215 198H216V197H215ZM36 199H37V198H36ZM36 199H35V201H36ZM85 199H86V198H85ZM102 199H103V198H102ZM122 199H123V198H122ZM124 199L121 200V201H124ZM161 199H162V197H161ZM161 199H160V202L162 203ZM198 199H199V198H198ZM237 199H238V198H237ZM250 199H251V198H250ZM255 199H256V198H255ZM260 199H261V198H260ZM260 199H259V200H260ZM38 200H39V199H38ZM40 200H41V199H40ZM69 200H71V199L69 198V199L67 200V202H68ZM129 200H130V199H129ZM142 200H143V199H142ZM155 200H156V199H155ZM164 200H165V199H164ZM164 200H163V202H164ZM178 200H179V199H178ZM180 200H182V199H180ZM199 200L201 201V198H200ZM199 200H198V201H199ZM238 200H239V199H238ZM247 200H248V198H247ZM65 201H66V199H65ZM74 201H75V200H74ZM88 201H89V200H88ZM97 201H99V199H98ZM100 201H101V198H100ZM116 201H117V200H116ZM134 201H135V200H134ZM147 201H148V200H147ZM158 201H159V200H158ZM158 201H155V202H158ZM175 201H176V199H175ZM189 201H190V200H189ZM195 201H197V199H196ZM200 201H199V203H200ZM204 201H205V200H204ZM204 201H202L201 203L204 204V203H203ZM235 201H236V200H235ZM242 201H243V200H242ZM250 201H252V200H249V202H250ZM23 202H24V201H23ZM42 202L44 203L43 200H42ZM129 202H130V201H129ZM135 202H137V201H135ZM178 202H180V201H178ZM192 202H193V203H196V202L193 201V199H192ZM211 202H212V201H211ZM223 202H224V201H223ZM17 203H18V201H17ZM28 203H29V202H28ZM38 203H39V201H38ZM49 203H51V202H49ZM96 203H98V202H96ZM100 203H101V202H100ZM119 203H120V202H119ZM122 203H123V202H122ZM127 203H128V201H127ZM130 203H131V202H130ZM130 203H128L127 205L129 206ZM171 203H172V202H171ZM199 203L197 202L198 207H201L202 204H200V206H199ZM205 203H206V202H205ZM207 203H208V202H207ZM217 203H218V201H217ZM234 203H236V202H234ZM239 203H240V202H239ZM250 203H251V202H250ZM257 203H258V202H257ZM19 204H20V203H19ZM23 204H24V203H23ZM40 204H41V203H40ZM52 204H53V203H52ZM66 204H67V203H65V205H66ZM68 204H69V203H68ZM86 204H87V203H86ZM90 204H91V203H90ZM92 204H93V203H92ZM125 204H126V203H125ZM156 204H157V203H156ZM158 204H159V203H158ZM163 204H164V203H163ZM215 204H216V203H215ZM218 204H219V203H218ZM218 204H216V205H218ZM247 204H248V202H247ZM254 204H255V203H254ZM260 204H261V200H260ZM17 205H18V204H17ZM17 205H16V206H17ZM36 205H38V204H35L34 206H36ZM59 205H60V204H59ZM59 205H58V206H59ZM61 205H62V204H61ZM131 205H132V203H131ZM159 205H160V204H159ZM180 205H181V204H180ZM180 205H179V206H180ZM182 205H183V204H182ZM208 205H209V203H208ZM208 205H207V206H208ZM249 205H250V204H249ZM251 205L254 206L253 204H251ZM29 206H30V205H29ZM42 206H43V205H42ZM44 206H45V204H44ZM44 206H43V207H44ZM67 206H68V205H67ZM107 206H108V205H107ZM123 206H124V205H123ZM154 206H156V205H154ZM172 206H173V205H172ZM177 206H178V204H177ZM184 206L187 207V205H183L182 207H184ZM188 206H189V205H188ZM218 206H219V205H218ZM237 206H238V205H237ZM263 206H264V205H263ZM55 207H56V205H55ZM89 207H91V205H90ZM99 207H100V206H99ZM125 207H126V206H125ZM142 207H143V206H142ZM162 207H163V206H162ZM193 207H194V206H193ZM244 207H245V206H244ZM246 207H247V206H246ZM246 207H245V209H246ZM255 207H257V206H255ZM258 207H261V206H258ZM19 208H20V207H19ZM22 208H23V207H22ZM49 208H50V205H49ZM69 208H70V207H68L67 210H69ZM78 208L80 209V207H78ZM92 208H93V207H92ZM126 208H127V207H126ZM131 208H133V207L131 206ZM145 208H146V207H145ZM156 208H157V207H156ZM165 208H166V207H165ZM168 208H169V207H168ZM174 208H175V206H174ZM239 208H240V206H239ZM250 208H251V207H250ZM253 208H254V207H253ZM253 208H252V209H253ZM27 209H28V208H27ZM27 209H26V210H27ZM29 209H30V208H29ZM32 209H33V208H32ZM42 209H43V208H42ZM54 209H55V208H53V210H54ZM57 209H58V208H57ZM60 209H61V207H60ZM71 209H72V208H71ZM94 209H95V208H94ZM104 209H105V208H104ZM115 209H116V208H115ZM129 209H130V208H129ZM129 209H126V210H129ZM192 209H193V208H192ZM197 209H199V208H197ZM202 209H203V208H202ZM209 209H210V208H209ZM211 209H212V208H211ZM211 209H210V211H211ZM242 209H244L243 206H242ZM245 209H244V210H245ZM257 209H258V208H257ZM0 210H1V209H0ZM21 210H22V209H21ZM21 210H20V211H21ZM34 210H35V209H34ZM39 210H40V212H41V209H39ZM48 210H49V209H48ZM90 210H91V209H90ZM106 210H107V209H106ZM117 210H118V209H117ZM131 210H132V209H131ZM134 210H136V209H133V211H134ZM168 210H170V209H168ZM204 210H205V209H204ZM212 210H213V209H212ZM217 210H218V209H216V210L214 209V211H217ZM244 210H243V211H244ZM1 211H2V210H1ZM20 211H19V212H20ZM37 211H38V210H37ZM49 211H50V210H49ZM49 211H47V212L49 213ZM51 211H52V210H51ZM59 211H60V210H59ZM70 211H72V210H70ZM84 211H85V210H84ZM104 211H105V210H104ZM165 211L167 212V209H166ZM176 211H177V210H176ZM247 211H248V210H247ZM30 212H31V211H30ZM40 212H39V214H40ZM44 212H46V211H44ZM64 212H66V213H64V214H68L66 210H65ZM86 212H87V211H86ZM91 212H92V211H91ZM105 212H106V211H105ZM110 212H111V211H110ZM114 212H115V211H114ZM123 212H124V211H123ZM129 212H131V211H129ZM129 212H128V213H129ZM135 212H136V211H135ZM143 212H144V211H143ZM145 212H146V211H145ZM154 212H156V211H153V213H154ZM194 212H195V214H194V213H193V214H194L195 217H196V215H197L196 213H197V212H196V211H194ZM202 212H203V211H202ZM244 212H245V211H244ZM70 213H71V212H70ZM70 213H69V214H70ZM111 213L113 214V212H111ZM124 213H125V212H124ZM131 213H132V212H131ZM133 213H134V212H133ZM138 213H139V212H138ZM158 213H159V212H158ZM199 213H201V211H199ZM207 213H208V212H207ZM241 213H242V211H241ZM261 213H262V212H261ZM4 214H5V212H4ZM32 214H33V213H32ZM52 214H53V213H52ZM52 214H50V215L52 216ZM92 214H93V212H92ZM92 214H91V215H92ZM118 214H119V212H118ZM135 214H136V213H135ZM135 214H134V215H135ZM146 214H148V213H146ZM162 214H164V213H162ZM175 214H176V212H175ZM216 214H217V213H216ZM216 214H215V215H216ZM221 214H222V213H221ZM234 214H235V212H234ZM243 214L245 215V213H242V215H243ZM248 214H249V213H248ZM248 214H247V215H248ZM263 214H264V213H263ZM2 215H3V214H2ZM20 215H22V214H20ZM61 215H62V213H61ZM94 215H95V214L92 215L93 218L96 217V216H94ZM116 215H117V214H116ZM121 215H122V214H121ZM166 215H167V214H166ZM206 215H208V214H206ZM209 215H210V212H209ZM217 215H218V214H217ZM235 215H236V214H235ZM247 215H246V216H247ZM251 215H252V214H251ZM251 215H250V217H251ZM254 215H255V214H254ZM62 216H63V215H62ZM103 216H104V215H103ZM119 216H120V215H119ZM119 216H118V217H119ZM122 216H123V215H122ZM122 216H120V217L122 218ZM143 216H144V215H143ZM168 216H169V215H168ZM176 216H177V214H176ZM178 216H179V215H178ZM178 216H177V217H178ZM201 216H202V215H201ZM233 216H234V215H233ZM246 216H245V217H246ZM3 217H4V216H3ZM9 217H10V216H9ZM29 217H30V216H29ZM108 217L110 218V216H108ZM141 217H142V215H141ZM151 217H152V216H151ZM154 217H155V216H154ZM158 217H159V216H158ZM172 217H173V216H172ZM172 217H171L170 219H172ZM208 217H210V216H207V218H208ZM211 217H212V214H211ZM218 217H220V215H219ZM218 217H217V219H218ZM234 217H235V216H234ZM240 217H241V216H240ZM240 217H239V218H240ZM243 217H244V216H243ZM261 217H262V214H261ZM261 217H259V218H261ZM18 218H19V217H18ZM18 218H17V219H18ZM20 218H21V217H20ZM30 218H31V217H30ZM38 218H39V217H38ZM46 218H47V216H46ZM60 218H61V217H60ZM68 218H69V217H68ZM87 218H88V217H87ZM90 218H91V217H90ZM97 218H98V216H97ZM103 218H104V217H103ZM105 218H106V217H105ZM114 218H115V217H114ZM125 218H126V217H125ZM131 218H132V216H131ZM155 218H156V217H155ZM155 218H154V219H155ZM161 218H162V217H161ZM184 218H185V217H184ZM213 218H214V217H213ZM236 218H238V217H236ZM236 218H234V219H236ZM252 218H253V217H252ZM254 218H255V217H254ZM256 218H257V217H256ZM10 219H11V217H10ZM23 219H26V218H23ZM42 219H43V218H42ZM112 219H113V217H112ZM117 219H118V218H116V220H117ZM150 219H151V218H149V220H150ZM170 219H167V218H166L164 221L161 220V219H160V220L163 221V222H166V220H169V221H170ZM181 219H182V218H180V221L183 220V219H182V220H181ZM186 219H187V218H186ZM191 219H193V218H191ZM194 219H195V218H194ZM196 219H198V218H196ZM202 219H203V218H202ZM202 219H201V220H202ZM222 219H223V218H222ZM226 219H227V218H226ZM232 219H233V218H232ZM247 219L249 220V218H247ZM257 219H258V218H257ZM0 220H1V219H0ZM21 220H22V219H21ZM32 220H33V219H32ZM39 220H40V219H39ZM44 220H45V219H44ZM108 220H109V219H108ZM129 220H130V219H129ZM131 220H132V219H131ZM145 220H146V218H145ZM147 220H148V219H147ZM151 220H153V217H152ZM155 220H157V219H155ZM155 220H153V221H155ZM177 220H178V219H177ZM237 220H238V219H237ZM240 220H241V219H240ZM243 220H244V221H247L246 218H244ZM243 220H242V221H243ZM262 220H264V219H262ZM14 221H15V220H14ZM17 221H18V220H17ZM27 221H28V219H27ZM33 221L35 222V219H34ZM36 221H37V220H36ZM53 221H54V220H53ZM64 221H65V220H64ZM64 221H63V222H64ZM135 221H136V219H135ZM157 221H158V220H157ZM169 221H168V222H169ZM186 221H187V220H186ZM190 221H191V220H190ZM208 221H209V220H208ZM251 221H255V220H251ZM259 221H260V220H259ZM63 222H61V223L63 224ZM88 222H89V221H88ZM117 222H118V221H117ZM119 222H121V221H119ZM148 222H149V221H148ZM168 222H167L166 226H168ZM183 222H184V220H183ZM206 222H207V220H206ZM217 222H218V221H217ZM224 222H225V220H224ZM256 222H257V220H256ZM262 222H263V221H262ZM10 223H11V225H12V221H11ZM23 223H24V221H23ZM23 223H22V224H23ZM28 223H29V222H28ZM91 223H92V222H91ZM114 223H115V222H114ZM121 223H123V222H121ZM124 223H125V222H124ZM131 223H132V222H131ZM144 223H145V222H144ZM149 223H150V222H149ZM151 223H152V222H151ZM153 223H154V222H153ZM158 223H159V222H158ZM193 223H194V222H193ZM198 223H199V221H198ZM207 223H208V222H207ZM220 223H222V222H220ZM259 223H260V222H259ZM259 223H258V224H259ZM0 224H1V226H2V223H1V222H0ZM33 224H34V223H33ZM33 224H32V226H33ZM46 224H47V223H46ZM105 224H107V223H105ZM141 224H142V222H141ZM164 224H165V223H164ZM179 224H180V223H179ZM196 224H197V223H196ZM209 224H210V223H209ZM209 224H207V225H209ZM211 224H212V223H211ZM218 224H219V222H218ZM222 224H223V223H222ZM241 224H242V223H241ZM255 224H256V223H255ZM8 225H9V224H8ZM17 225H18V223H17ZM24 225H25V224H24ZM29 225H30V224H29ZM37 225H38V224H37ZM37 225H36V226H37ZM88 225H91V224L89 223ZM98 225H99V222H98ZM116 225H118V224L116 223ZM125 225H126V224H125ZM152 225H153V224H151V226H152ZM159 225L161 226L162 224H159ZM169 225H170V224H169ZM193 225H194V224H193ZM213 225H215V224H213ZM216 225H217V224H216ZM223 225H224V224H223ZM256 225H257V224H256ZM3 226H4V225H3ZM3 226H2V229H3ZM6 226H7V221H6ZM6 226H4V228H6ZM9 226H10V225H9ZM44 226H45V225H44ZM60 226H61V225H60ZM109 226H110V224H109ZM111 226H112V225H111ZM111 226H110V227H111ZM122 226H123V225H122ZM127 226H128V225H127ZM133 226H134V225H133ZM142 226H143V224H142ZM149 226H150V225H149ZM175 226H176V225H175ZM180 226H181V225H180ZM186 226H187V225H186ZM198 226H201L200 223H199V225H197V227H198ZM218 226H219V225H218ZM220 226H222V225H220ZM242 226H243V224H242ZM7 227H8V226H7ZM15 227H16V226H15ZM18 227H19V225H18ZM28 227H30V226H28ZM34 227H35V226H34ZM38 227H39V225H38ZM40 227H41V226H40ZM40 227H39V228H40ZM58 227H59V226H58ZM61 227H62V229L64 230L63 225H62ZM96 227H97V225H96ZM99 227H100V226H99ZM107 227H108V225H107ZM125 227H126V226H125ZM125 227H124V228H125ZM136 227H137V226H136ZM145 227H147V226H145ZM156 227L158 228V225H156ZM163 227H164V226H163ZM187 227H188V226H187ZM205 227H206V226H205ZM262 227H263V226H262ZM8 228H9V227H8ZM39 228H38V230H39ZM53 228H55V227H53ZM53 228H52V230H53ZM115 228H116V227H115ZM149 228H150V227H149ZM160 228H161V227H160ZM164 228H165V227H164ZM168 228H169V226H168ZM185 228H186V227H185ZM190 228H191V227H190ZM199 228H200V227H198V229H199ZM207 228H208V226H207ZM232 228H233V227H232ZM239 228H240V227H239ZM242 228H243V227H242ZM6 229H7V228H6ZM6 229H5V231H6ZM18 229H19V228H18ZM32 229H33V227H32ZM32 229H30V231H31ZM55 229H56V228H55ZM111 229H112V228H111ZM128 229H129V227H128ZM128 229H127V231H128ZM150 229H152V227H151ZM154 229H155V227H154ZM154 229H152V230L154 231ZM188 229H189V228H188ZM212 229H213V228H212ZM212 229H211V230H212ZM221 229H222V228H221ZM258 229H259V226H258ZM262 229H263V228H262ZM262 229H261V230H262ZM19 230H20V229H19ZM27 230H28V229H27ZM40 230H41V229H40ZM88 230H89V229H88ZM104 230H105V229H104ZM123 230H124V229H123ZM123 230H122V231H123ZM134 230H135V229H134ZM143 230H144V228H143ZM155 230H157V229H155ZM158 230H159V229H158ZM160 230H161V229H160ZM167 230H168V229H167ZM196 230H197V229H196ZM255 230H256V229H255ZM263 230H264V229H263ZM3 231H4V230H3ZM10 231H11V230H10ZM17 231H18V230H17ZM43 231H44V229H43ZM98 231H99V230H98ZM102 231H103V230H102ZM108 231H109V230H108ZM111 231H112V230H111ZM114 231H115V229H114ZM124 231H126V230H124ZM130 231H131V230H130ZM161 231H162V230H161ZM163 231H164V229H163ZM185 231H186V230H185ZM188 231H189V230H188ZM198 231H199V230H198ZM200 231H201V230H200ZM221 231H222V230H221ZM221 231H219V232H221ZM237 231H238V230H237ZM240 231H242V230H240ZM244 231H245V230H244ZM21 232H23V231H21ZM28 232H29V231H28ZM40 232H42V231H39V233H40ZM44 232H45V231H44ZM60 232H61V231H60ZM88 232H90V231H88ZM96 232H97V231H96ZM96 232H95V233H96ZM115 232H118V231H115ZM119 232H121V231H119ZM135 232H136V231H135ZM143 232H144V231H143ZM143 232H141V233H143ZM148 232H149V231H148ZM151 232H152V231H151ZM166 232H167V231H166ZM166 232L164 231V233H166ZM215 232H216V231H215ZM248 232H249V231H245L246 234H249ZM255 232H257V231H255ZM259 232H260V231H259ZM16 233H18V232H16ZM33 233H35V232H33ZM46 233H47V232H46ZM61 233L63 234V232H61ZM100 233H101V232H100ZM113 233H114V232H113ZM128 233H129V232H126V234H128ZM155 233H157V232H155ZM155 233H154V235H153L154 238L156 237V236H155V235H156ZM158 233H159V232H158ZM162 233H163V232H162ZM187 233H188V235L190 234L189 232H187ZM199 233L202 234V232H199ZM199 233H198V236H199ZM213 233H214V232H212V234H213ZM250 233H251V232H250ZM44 234H45V233H44ZM104 234H106V233H104ZM126 234H124V235L126 236ZM151 234H153V233H151ZM160 234H161V233H160ZM241 234H242V233H241ZM253 234H254V233H253ZM31 235H32V234H31ZM39 235H40V234H39ZM51 235H52V234H51ZM66 235H67V233H66ZM66 235H65V236H66ZM84 235H85V234H84ZM94 235H95V234H94ZM112 235H113V234H112ZM115 235H116V234H115ZM128 235H129V234H128ZM130 235H131V234H130ZM149 235H150V234H149ZM158 235H159V234H158ZM167 235H169V234H167ZM207 235H209V234H207ZM213 235H214V234H213ZM251 235H252V234H251ZM255 235H256V233L253 235V237H255ZM259 235H261V233H260ZM60 236H61V235H60ZM69 236H70V235H69ZM74 236H75V235H73V237H74ZM82 236H83V235H82ZM95 236H96V235H95ZM100 236H101V235H100ZM103 236H104V235H103ZM107 236H108V235H107ZM135 236H136V234H135ZM144 236H146V234H145ZM144 236H143V237H144ZM159 236L164 237V236H162V234L159 235ZM179 236H180V234H179ZM210 236L213 238V236H212L211 234H210ZM220 236H221V234H220ZM234 236H235V235H234ZM240 236H241V235H240ZM240 236H239V237H240ZM247 236H248V235H247ZM40 237H42V236H40ZM58 237H59V236H58ZM66 237L68 238V236H66ZM71 237H72V236H71ZM85 237H86V236H85ZM116 237H117V236H116ZM122 237H123V236H122ZM150 237H152V236H150ZM165 237H166V236H165ZM216 237H217V236H216ZM258 237H259V236H256L257 240H259ZM263 237H264V235H263ZM263 237H262V238H263ZM35 238H36V237H35ZM46 238H47V237H46ZM48 238H49V237H48ZM62 238H63V237H62ZM69 238H70V237H69ZM97 238H98V237H96V239H97ZM105 238H106V237H105ZM114 238H115V237H114ZM123 238L125 239V237H123ZM128 238H129V236H128ZM154 238H153V239H154ZM166 238H167V237H166ZM179 238H180V237H179ZM197 238H198V237H197ZM227 238H228V237H227ZM260 238H261V237H260ZM37 239H38V238H37ZM41 239H42V238H41ZM59 239H60V238H59ZM74 239H75V238H74ZM79 239H80V242H81V238H79ZM90 239H91V238H90ZM96 239H95V240H96ZM102 239H103V237H102ZM107 239H108V237H107ZM107 239H105V240H107ZM111 239H113V237L110 238V241H109V242L112 241ZM124 239H123V241H124ZM129 239H131V238H129ZM148 239H150V238H148ZM159 239H161V238L159 237ZM159 239H157V240H159ZM189 239H190V238H189ZM218 239H219V237H218ZM241 239H242V238H241ZM244 239H245V238H244ZM254 239H255V238H254ZM11 240H12V239H11ZM62 240H63V239H62ZM66 240H67V239H66ZM97 240H98V239H97ZM114 240H115V239H114ZM143 240H145V239L143 238ZM143 240H141V241H143ZM155 240H156V239H155ZM161 240H162V239H161ZM199 240H200V239H199ZM204 240H205V239H204ZM212 240H213V239H212ZM246 240H247V239H246ZM249 240H250V239H249ZM252 240H253V239H252ZM252 240H251V241H252ZM255 240H256V239H255ZM262 240H264V239H262ZM262 240L260 239L261 244H262ZM30 241H31V240H30ZM38 241H39V240H38ZM68 241H69V240H68ZM82 241H83V239H82ZM99 241H100V240H99ZM118 241H119V240H118ZM120 241H122V239H120ZM123 241H122V243H123ZM147 241H148V240H147ZM205 241H206V240H205ZM217 241H218V240H217ZM217 241H212V242L214 243V242H217ZM243 241H244V240H243ZM50 242H51V241H50ZM57 242H58V241H57ZM60 242H61V239H60ZM60 242H59V243H60ZM71 242H73V241H71ZM76 242H77V241H76ZM78 242H79V241H78ZM78 242H77V243H78ZM106 242H107V241H106ZM109 242H107V243L110 245L111 243H109ZM116 242H117V240H116ZM127 242H128V241H127ZM127 242H126V245H127ZM145 242H146V241H145ZM152 242H153V241H152V239H151V243H152ZM159 242H161V241L159 240ZM159 242H154V244H155V243L158 244ZM162 242H165V241L163 240ZM183 242H184V240H183ZM187 242H188V241H187ZM197 242H198V241H196V243H195V241H194V243H195L196 245H197L198 243H200V242H198V243H197ZM210 242H211V241H210ZM230 242H231V241H230ZM263 242H264V241H263ZM40 243H41V242H40ZM40 243H39V244H40ZM48 243H49V242H48ZM64 243H65V242H64ZM66 243H67V242H66ZM69 243H70V242H69ZM73 243L75 244V242H73ZM73 243H72V244H73ZM77 243H76V244H77ZM81 243H82V242H81ZM83 243H84V242H83ZM103 243H104V241H103ZM119 243H121V242H119ZM122 243H121V244H122ZM143 243H144V242H143ZM148 243H149V241H148ZM151 243H150V244H151ZM213 243H212V244H213ZM240 243H241V245H242L243 242H240ZM76 244H75V245H76ZM85 244H86V243H85ZM117 244H118V242H117ZM154 244H153V245H154ZM157 244H156V245H157ZM202 244H203L202 247L205 248V246H206V245H204L205 243L203 242ZM202 244L200 243V249L202 248V247H201ZM218 244H220V243L218 242ZM218 244H215V243H214L213 245H214V247H215V246H217ZM236 244H237V243H236ZM257 244H259V243H257ZM261 244H260V246H261ZM41 245H42V244H41ZM52 245H53V244H52ZM57 245H58V244H57ZM69 245H70V244H69ZM79 245H80V244H79ZM92 245H93V244H92ZM123 245H124V244H123ZM123 245H121V248H122ZM148 245H149V244H148ZM151 245H152V244H151ZM156 245H155V247H156ZM160 245H161V244H160ZM192 245H193V244H192ZM207 245H208V244H207ZM251 245H252V244H251ZM263 245H264V244H263ZM55 246H56V245H55ZM65 246H68V245H65ZM70 246H71V245H70ZM70 246H69V247H70ZM76 246H77V245H76ZM90 246H91V245H90ZM106 246H107V245H106ZM110 246H111V245H110ZM116 246H117V245H116ZM118 246H119V245H118ZM157 246H158V245H157ZM164 246H165V245H164ZM164 246H162V248H164ZM166 246H167V245H166ZM183 246H185V245H183ZM236 246H237V245H236ZM243 246H244V245H243ZM260 246H259V247H260ZM58 247H59V246H58ZM82 247H83V246H82ZM88 247H89V246H88ZM88 247H87V248H88ZM99 247H101V246L99 245ZM103 247H104V246H102L101 249H103ZM111 247H112V246H111ZM132 247H133V246H132ZM147 247H148V246H147ZM155 247H154V248H155ZM160 247H161V246H160ZM212 247H213V246H212ZM219 247H220V246H219ZM251 247H252V246H251ZM253 247H254V246H253ZM0 248H1V247H0ZM5 248H6V247H5ZM44 248H45V247H44ZM64 248H65V247H64ZM66 248H67V247H66ZM87 248H86V250H87ZM89 248H91V247H89ZM93 248H94V247H93ZM95 248H97V247H95ZM113 248H114V247H113ZM116 248L118 249V247H116ZM123 248H124V247H123ZM154 248H153V249H154ZM166 248H167V247H166ZM168 248H169V246H168ZM170 248H171V247H170ZM174 248H175V247H174ZM180 248H181V247H180ZM186 248H187V247H186ZM188 248H189V246H188ZM194 248H195V247L193 246V248H191L190 251H194V250H192V249H194ZM197 248L199 249V245H197ZM197 248H196L195 250H197ZM216 248H217V247H216ZM254 248H255V247H254ZM261 248H262V246H261ZM47 249H48V248H46V250H47ZM70 249H71V248H70ZM72 249H73V251H74V245H73ZM129 249H131V248H130V242H129ZM137 249H138V247H137ZM137 249H136V250H137ZM151 249H152V246H151ZM176 249H177V248H176ZM200 249H199V250H200ZM208 249H209V248H208ZM220 249H221V248H218V250H220ZM252 249H253V248H252ZM255 249H256V248H255ZM258 249H259V248H257L256 250H258ZM3 250H4V249H3ZM5 250H6V249H5ZM76 250H77V249H76ZM82 250H83V249H82ZM105 250H106V249H105ZM124 250H125V249H124ZM148 250H149V248H148ZM165 250H166V249H164V252H165ZM185 250H187V249H185ZM215 250H216V249H215ZM256 250H255V251H256ZM259 250H260V249H259ZM259 250H258V251H259ZM261 250H262V249H261ZM22 251H24V250L22 249ZM73 251H71V252H73ZM87 251H88V250H87ZM122 251H123V250H122ZM128 251H129V250H128ZM134 251H135V250H134ZM145 251H146V250H145ZM149 251H150V250H149ZM168 251H169V250H168ZM209 251L212 252V248H211ZM0 252H1V251H0ZM44 252H45V251H44ZM77 252H78V250H77ZM88 252H89V251H88ZM91 252H92V251H91ZM94 252H95V251H94ZM102 252H104V249H103ZM102 252H101V253H102ZM132 252H133V250H132ZM132 252H131V253H132ZM140 252H141V251H140ZM156 252H157V251H156ZM160 252H161V253L159 254V251H158V254H159V255H162V250H161V248H160ZM170 252H171V251H170ZM194 252H196V251H194ZM215 252H216V251H215ZM234 252H235V251H234ZM251 252H252V251H251ZM260 252H262V251H260ZM10 253H11V252H10ZM19 253H21V252H19ZM25 253H27V252H25ZM73 253H76V252H73ZM79 253H80V252H79ZM101 253H100V254H101ZM123 253H124V252H123ZM136 253L138 254L139 252L136 251ZM165 253H166V252H165ZM165 253H164V254H165ZM176 253H177V252H175V254H176ZM182 253H185V252H182ZM192 253H193V252H192ZM196 253H197V252H196ZM201 253H203V251H202V252L200 251L199 254H198V256H200ZM204 253H205V252H204ZM212 253H213V252H212ZM246 253H248V252H246ZM249 253H250V252H249ZM249 253H248V254H249ZM257 253L259 254V252H257ZM3 254H4V253H3ZM23 254H24V253H23ZM85 254H87V253H85ZM106 254H107V253H106ZM127 254H128V253H127ZM134 254H135V253H134ZM137 254H136V256H137ZM145 254H146V252H145ZM148 254L150 255V252L147 253L146 255H148ZM152 254H154V253H152ZM177 254H178V253H177ZM177 254H176V255H177ZM186 254H189V253L187 252ZM251 254H252V253H251ZM251 254H250V255H251ZM4 255H5V254H4ZM4 255H3V256H4ZM18 255H19V254H18ZM18 255H17V256H18ZM69 255H70V254H69ZM74 255H75V254H73L72 256H74ZM166 255H167V254H166ZM172 255H173V254H172ZM172 255L170 254V256H172ZM190 255H191V254H190ZM193 255H194V254H193ZM193 255H192V258H193ZM195 255L197 256V254H195ZM211 255H212V254H211ZM218 255H221V253H220V254L218 253ZM252 255H254V254H252ZM12 256H13V255H12ZM63 256H64V255H63ZM70 256H71V255H70ZM76 256H77V255H76ZM81 256H82V255H81ZM87 256H88V255H87ZM95 256H97V255H95ZM98 256H99V255H98ZM98 256H97V257H98ZM112 256H113V255H112ZM133 256H134V255L132 254V258H133ZM151 256H154V255H151ZM155 256H156V255H155ZM162 256H164V255H162ZM162 256H161V258L163 259ZM168 256H169V255H168ZM173 256L176 257L175 255H173ZM177 256H178V255H177ZM183 256H184V255H183ZM183 256H182V257H183ZM186 256H187V255H186ZM202 256L204 257L205 255L202 254ZM202 256H201V257H202ZM248 256H249V255H248ZM258 256H259V255H258ZM32 257H33V256H32ZM43 257H44V256H43ZM55 257H56V256H55ZM55 257H54V258H55ZM61 257H62V255H61ZM65 257H66V256H65ZM74 257H75V256H74ZM83 257H85V256L83 255ZM105 257H106V256H105ZM127 257H128V256H127ZM138 257H139V255H138ZM143 257H144V256H143ZM148 257H149V256H148ZM148 257H147V258H148ZM158 257H160V256H158ZM158 257L156 256V258H158ZM201 257H199V258H201ZM203 257H202V258H203ZM215 257H216V256H215V254H214L213 258H215ZM219 257H221V256H219ZM245 257H246V256H245ZM249 257H251V256H249ZM249 257H247V259H248ZM262 257H263V256H262ZM5 258H6V257H5ZM29 258H30V256H29ZM69 258L71 259V257H68V259H69ZM81 258H82V257H81ZM90 258H91V256H90ZM93 258H94V257H93ZM102 258H103V257H102ZM109 258H110V257H109ZM132 258H131V256H130L131 261H132ZM156 258H155V259H156ZM166 258H169V257H166ZM177 258H178V257H177ZM177 258H176V259H177ZM192 258H191V260H192ZM199 258H198V259H199ZM222 258H223V257H222ZM251 258H253V257H251ZM259 258L261 259V257H259ZM259 258H258V259H259ZM13 259H14V258H13ZM33 259H36V258H33ZM66 259H67V258H66ZM115 259H116V258H115ZM119 259L121 260V258H119ZM123 259H124V257H123ZM123 259H122V260H123ZM135 259H137V258H134V259H133L134 262L136 263ZM145 259H146V258H145ZM145 259H144V260H145ZM151 259H152V258H151ZM164 259H165V258H164ZM164 259H163V260H164ZM170 259H171V258H170ZM172 259H173V257H172ZM181 259H182V258H181ZM183 259H184V258H183ZM188 259H189V261H187ZM188 259H187V260L184 259V260L186 261V262L184 261L185 264H189V263L191 262V260H190L189 257H188ZM210 259H211V258H210ZM215 259H216V258H215ZM215 259H214V261H215ZM217 259H218V258H217ZM260 259H259V260H260ZM3 260H4V259H3ZM75 260H76V259H75ZM75 260H74V261H75ZM80 260H81V259H80ZM82 260H83V258H82ZM91 260H92V259H90V262H91ZM97 260H98V259H97ZM110 260H111V259H110ZM142 260H143V259H142ZM146 260H147V259H146ZM163 260L160 259V260H159V261H160L159 263H161ZM165 260H166V259H165ZM179 260H180V259H179ZM220 260H221V258H220ZM245 260H246V258H245ZM0 261H1V260H0ZM66 261H68V260H66ZM69 261H70V260H69ZM77 261H78V260H77ZM83 261H84V263H82V264H85V263H86L85 260H83ZM86 261H87V263H88V259H87ZM128 261H129V260H128ZM147 261H148V260H147ZM171 261H172V260H170V262H171ZM177 261H178V260H177ZM193 261H194V259H193ZM193 261H192V263H193ZM202 261H204V259H202ZM202 261H201V259H200V262H202ZM223 261H224V260H223ZM223 261H222V262H223ZM248 261H249V260H248ZM252 261H253V260H252ZM14 262H15V261H14ZM64 262H65V261L63 260V263H64ZM92 262H93V261H92ZM117 262H119V261H117ZM122 262H123V261H122ZM132 262H133V261H132ZM141 262H142V261H141ZM143 262H144V264H145L146 261H143ZM143 262H142V263H143ZM149 262H150V261H149ZM163 262L165 263V261H163ZM163 262H162L161 264H163ZM166 262L168 263V260H167ZM173 262H175V258H174ZM182 262H183V261H182ZM187 262H188V263H187ZM195 262H196V261H195ZM198 262H199V261H198ZM219 262H220V261H219ZM219 262L216 261L215 263H216V264H217V263L219 264ZM225 262H226V261H225ZM233 262H234V261H233ZM254 262H255V261H254ZM1 263H2V262H1ZM6 263H7V262H6ZM10 263H11V262H10ZM76 263H78V262H76ZM119 263H120V262H119ZM129 263H130V262H129ZM142 263H140V264H142ZM157 263H158V262H157ZM159 263H158V264H159ZM177 263H178V262H177ZM252 263H253V262H252ZM259 263H260V262H259ZM259 263H258V264H259ZM2 264H4V263H2ZM12 264H13V263H12ZM40 264H41V263H40ZM65 264H66V263H65ZM73 264H74V263H73ZM92 264H93V263H92ZM94 264H98V263H94ZM99 264H102L101 261H100ZM111 264H112V263H111ZM117 264H118V263H117ZM165 264H166V263H165ZM171 264H173V263L171 262ZM180 264H181V263H180ZM195 264H196V263H195ZM197 264H198V263H197ZM199 264H201V263H199ZM242 264H243V263H242ZM249 264H251V263L249 262ZM262 264H263V263H262Z\"/></svg>","mask_w":264,"mask_h":264}]
</instances>
